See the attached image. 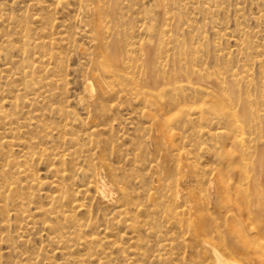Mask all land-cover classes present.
<instances>
[{"label":"rangeland","instance_id":"obj_1","mask_svg":"<svg viewBox=\"0 0 264 264\" xmlns=\"http://www.w3.org/2000/svg\"><path fill=\"white\" fill-rule=\"evenodd\" d=\"M135 1H137V2H135ZM161 1H162L161 4H163L161 6L162 9H161V7L157 6L158 5L157 0H131V1H126V2H124V3H126V6L123 3V10L124 11L122 10V15L123 14L124 15L121 18L122 22L120 21L118 24H114V23L109 21V25L112 24L111 25V31L116 30L118 32V30H119L120 36L117 35L115 37V39L112 42V47H113V43H115V41H116L115 44H117L118 39H119L121 46L123 47L122 48V50H123L122 60H124V61H122V64H123V66H126V69H125L126 71H124L126 73L125 77H127V76L133 77L134 76V78L137 79V81H136L137 86L136 87H138V89L140 91H141V86L143 87L142 92L144 90L149 91V88L147 86H144V82H143L142 78L141 79L139 78L140 77L139 73L134 70L132 64L135 62V60L139 59V56L142 59L144 57L145 49L150 47V44L147 41L149 40V38L151 36L145 39V38L139 36L138 32H136L138 29H141L144 27H146V31L148 33L156 34V35H154L155 37L152 39V41H154V42L151 45V49H153L157 55L158 54L160 55V57L157 56V59L159 58L158 60H161L162 63H164L165 61H168L170 63V65H172L173 62H177L179 60V58H182L183 59V61H182L183 65L186 66L188 64V66H190V67L193 66L197 70H201L203 73H209L210 72L211 76H216V74L222 73V76L227 75V77H228L231 75L230 72H231V70H233V68H234V70H236L238 72L237 76L230 77L231 80H228L230 78H227V82L220 83L221 85L219 83H214V82H211V84H209L211 89L212 88L214 89V87L216 89L215 91L213 90L214 94H215L214 97H212V96L210 97L208 95L194 94V93H192L191 90H188L185 92L184 98H175V99H177V102H181L183 105L182 108H180V110L173 109V108H172L173 109L172 110L170 107H166L169 109V111H170L169 113L172 115V117H176V119L179 121V122H177V124H174L172 126V132L175 133L176 137L179 139V140H176L175 144L178 145V148L181 146H184V149L189 152V156L186 159L187 161L185 160V162L187 164L189 163L188 164L189 170L187 169V170H185V172H184V170H182V168H180L182 161L180 162L178 157L175 156V153L170 150V148L167 145V140L166 141L164 140L161 143V145L158 146L161 151H163V150L167 151L168 158L166 161L161 162L160 157L158 158L156 155L152 156L148 152L146 139L149 136L150 130L146 127H149L150 125H149L147 118H144L141 116L142 115L141 113L144 109V105H143L144 104L143 103L144 97H143L142 93H138L136 96H133V97L129 96L128 92H129L130 87L132 86L131 84H130V87L126 88L127 89L126 94H125V92H122L121 88H119L121 86H119L118 83L125 84V83L129 82L125 79H122L121 80L122 82L117 81V80H115V81H112L109 79L106 80V82H107L106 85H108L107 87L108 88L110 87V89H109L110 95L108 96L107 101H106V105L108 108L106 111L107 115L106 116L102 115V119H100L99 123H98V124H101L98 127H100V128L103 127L104 132L102 131L101 134H99V136L91 137L88 135L90 132V129L86 125L81 124L80 122H72L71 117H70L71 111H73L75 113V115H77L83 121L86 120V118H87V110L83 109V108H85V106L81 105V107H80V104L78 102H80L81 99H85V95H84L85 93L84 92L86 91V87H85V84L83 81H84V77L87 74L86 71L88 69L86 64L88 63V59L91 57V54L94 53L93 45L97 43V41H93L94 37H92L93 35L91 33L90 27L86 26V18H85L86 15L80 14V9H79L80 8V6H79L80 0H61V1L60 0H0V78L2 76V78L0 80V106H3L2 109L5 110V112L8 114V116L10 115L9 117H5V118H2L0 116V129L3 128L2 130H0V132L2 133V136L4 135V140L10 139V140H12V144H13V147L9 150L7 149L5 154H0V181H1L0 182V184H1L0 188L3 187L1 189L2 191H4L3 196L8 195V197H6V198H3L2 195L0 196V238L3 237L2 242L0 243V258H2V259H0V264H12V263L13 264H16V263L17 264H25L24 263L25 261L24 260L22 261L23 257L24 258L25 257L35 258V261H37V264H53V263L54 264H58V263L62 264L64 262H66L67 259H68V261H77V260L85 258V257H92L91 258L92 264H97V260L100 261L101 259L103 261H107L108 262L107 264H111L112 260H113L112 264H135L137 262H138L137 264H196V263L197 264H210L212 262V257H214L211 247L213 246V244L216 245L217 243L218 244L215 247L220 248L225 256L228 255L229 258H231L232 260L234 259L238 263L240 262V264H244V263L250 264V261L253 260L252 262H255L254 260H256V259H257L256 262L251 263V264H263V262H264V247H263L264 246V228H263L264 227V209H262V208H264V204H263L264 203V187H263L264 186V175H263L264 173L262 174L263 170L261 171V173L260 172L257 173V169L254 170L253 165L255 164L254 163L255 160L257 161V160H259V158H264V151L261 150V148L264 149V141H263L264 140V138H263L264 137V99H263L264 97L262 96V95H264V65H263L264 64V18H262V17H264V13H263V11H264L263 10L264 0H262V1L261 0H192V1L191 0H185L183 3H181L180 1H176V0H161ZM39 2H41V3H39ZM69 2H71V3L69 4ZM76 2H77V4H76ZM172 2H174L173 3L174 8H172L173 6L170 7V5H172L171 4ZM226 2H227V4H226ZM43 3L46 5H44ZM222 3H223V5H222ZM41 4H43V5H41ZM152 5H153V7H152ZM222 6H224V7H222ZM169 7L172 9H170ZM200 7L201 8L204 7L202 9V11H201ZM205 7H206L207 11H206ZM220 7H222V8H220ZM139 8H141L142 10L140 9V11H139ZM217 9H219V11ZM69 10H72V12ZM169 10H172L173 12L169 11ZM178 10H180V12ZM159 11H161V12H159ZM214 11H216V12H214ZM126 12H127V14H126ZM170 13H171V15H170ZM172 13H173V16H172ZM180 13H183V14H181L182 16L180 15ZM18 17H21V18H19L20 20L18 19ZM178 17H181L182 20L179 21ZM39 18H41V19H39ZM49 18L52 20H49ZM17 20H19V21H17ZM130 20H131V22H130ZM172 20H173V22H172ZM53 21L55 22V24L53 23ZM193 21H195V22H193ZM63 22L65 23V25L62 24ZM172 23H173V25H172ZM185 23H187V24H185ZM12 24L14 26H12ZM134 24H135V26H134ZM182 25H184L183 26L184 28L182 27ZM44 26H45V28H44ZM189 26H191V27H189ZM192 27H194L193 30H191ZM51 28H53V29H51ZM115 28H117L118 30ZM43 29H45V31ZM107 31L108 30L104 31V35H105L104 37H107V38L109 37L108 39H111L112 35L109 36L111 33H110V31L107 33ZM116 31H115V33H117ZM120 31L122 34L120 33ZM219 31H220V33H219ZM165 32H166V34H165ZM200 32H201V34H199ZM240 32H241V34H240ZM42 33H45V34L43 35ZM105 33H107V34H105ZM163 33H164V36H163ZM169 34H171V35H169ZM219 34H220V36H219ZM45 35H47V36H45ZM48 35H49V37H48ZM229 35H231V36H229ZM64 36L66 38H64ZM169 36L171 37V39ZM221 36H222V38H220ZM122 37H124V38H122ZM232 37H233V39H231ZM54 40H55V42H54ZM162 40H163V42L166 41L167 43L164 42L163 43L164 45H163L161 42ZM31 41H33V42H31ZM52 41L54 44L52 43ZM240 41H242V43ZM59 42H61V43H59ZM63 42L65 44H63V46H62ZM170 42H172V43H170ZM29 43L31 46H29ZM126 43H131V46L134 47L133 52H129L127 54L124 51L125 49H129L131 47L130 46L129 48L128 47L125 48ZM44 44H46V45L44 46ZM166 44H168V45H166ZM259 44H261V45H259ZM48 45H49V47H48ZM56 45H57V48H56ZM155 46H158V47H155ZM235 46L239 47V48H236ZM257 46H259V48ZM183 47H184V49H183ZM185 48H186V50H185ZM88 49H90V50H88ZM218 49L219 50L223 49V50L221 52V51H218ZM238 49L244 50V51L242 53H240L241 51H239ZM86 50H88V51H86ZM119 50H120V48H119ZM138 50H139V52H138ZM231 50H233V51L236 50V51L232 53ZM257 50H258V53H257ZM176 51H177V53L175 54ZM185 51H186V53H184ZM49 52L52 56V59L50 60L51 62L49 64H47V62L45 60H47V58L49 57L47 55V54H49ZM162 52H164V53H162ZM215 52H217L221 56L217 55V53H215ZM226 52H228V53L225 54ZM34 53H36V54H34ZM141 53H143V55ZM187 53H189L190 55ZM183 54H185V55H183ZM203 54H206V55H203ZM214 54L216 56L215 58H214ZM232 54H233L234 58L231 57ZM246 54H247V56H246ZM196 55L199 57H197ZM202 55L207 56L208 58L205 59V57H203L204 59H202ZM239 55H241V56H239ZM258 55L260 56V58ZM187 56H188V58H187ZM226 56L228 58V62L226 61L227 59L225 60ZM236 56H237V58H236ZM196 58H197V61H196ZM34 59H36V60H34ZM238 59H240V60H238ZM38 60L39 61L43 60V62H46L47 65L40 63ZM188 60H189V62H188ZM215 60H218V61L215 62ZM128 61H130V62H128ZM6 62L12 63V64H10V66H13L12 67L13 69L11 71H4L5 70L4 64ZM53 62H54V64H53ZM217 62L219 63V65ZM21 63H23V64H21ZM30 63H34V67L29 68ZM129 63L131 65H129ZM223 63L224 64L226 63V64L224 65ZM81 65L84 66L85 68H83ZM127 65H129V66H127ZM227 65H230V67L228 66V68H226ZM231 65H233V67ZM213 66H214V68H213ZM235 66H237V68ZM256 66H258V67H256ZM261 66H263V67H261ZM62 67H63V69H62ZM231 67H232V69H230ZM247 67H248V69L246 70ZM251 67L252 68L254 67V68L252 69ZM22 68H24V69H22ZM44 68H46V69L48 68V71ZM165 68H168V66H166ZM240 68L243 69L241 72L239 71V70H241ZM205 70H207V71L205 72ZM29 71L32 72V75H31V72H29ZM56 71H57V73H56ZM262 72H263V74H262ZM52 73L55 75H53ZM58 73H59V76H58ZM46 75L48 76V78H46ZM137 76H139V77H137ZM201 76H203V75H201ZM191 77L192 78H190V80L192 79V81H194V82L199 81V83H201L203 81L202 80L203 77L202 78L198 77L199 78L198 79L195 75L193 77V74H191ZM193 78H194V80H193ZM185 80L186 79L184 77H182L180 79V83H183ZM232 80L234 81V83ZM240 80H241V82H240ZM247 80H248V83H247ZM7 81H9V82H7ZM52 81H54V82H52ZM56 81H58V82H56ZM59 81L64 82V84H61ZM237 81H239V82L237 83ZM24 82H25V84H24ZM31 82H32V84H31ZM55 82L58 84V85H55L56 87L54 86ZM13 83H14V85H13ZM35 83H37V84H35ZM186 83L187 82L185 81V84ZM66 84H68V85H66ZM217 84L222 87V92H224L226 90L227 93H226V96L224 98H223V96L221 98L219 95H217L218 94L217 91L221 90V88ZM51 85L53 86V88ZM224 86L227 87V89H225ZM230 87H233L234 91H231ZM43 88H45V89L42 90ZM61 88L64 90H62ZM116 88H118V89H116ZM218 89H220V90H218ZM228 89L230 90V92ZM110 90H112V91H110ZM59 91H60V94H62L63 96L58 94ZM42 92H44V93H42ZM64 92L65 93L67 92L66 95ZM150 92H153V91H150ZM114 93H115V95H113ZM48 94H49V96H48ZM165 94L167 97L174 96V94L171 91H169V89ZM229 94H231V95H229ZM36 95H37V97H36ZM41 95L42 96L44 95L45 97L44 96L42 97ZM51 95H53V96H51ZM237 95H239V97H240L239 103H238V100H235ZM231 96H232V98L230 99ZM23 98L25 100H22ZM35 98H36V102L34 100ZM221 99H222V102H220ZM225 99L228 102V104H227V102H225ZM15 100H16V104L19 105L18 107L11 105V102L15 101ZM126 100L129 102L127 103ZM132 100H133V102H136V103H132ZM55 101H57V102H55ZM122 101H124V102L122 103ZM206 101H207V103H206ZM37 102H39V103H37ZM53 102H55V103H53ZM130 102H131V104H130ZM242 102H245L247 104V107H248L247 116H245L244 111L241 107ZM6 103L9 105H7ZM50 103H51V105L52 104L53 105L51 106ZM57 103L58 104L61 103V105L60 104L58 105ZM188 103H190V104H188ZM198 103H201L205 107L204 112H203V116H204L203 118H200L199 114H198L199 111L197 109H194V105H198ZM115 104H117V105L115 106ZM233 104H234V106H233ZM31 105H33V106H31ZM109 105H111V106L109 107ZM119 105L120 106L122 105V106L120 107ZM210 105H212V106L210 107ZM6 106H8V107H6ZM49 107L50 108L53 107V108H51V110H50ZM128 107H129V109H128ZM234 107H236L238 109H235ZM43 108H44V110H43ZM59 108H60V111L59 110L57 111V109H59ZM65 109H66V111H65ZM112 109H114V110H112ZM184 109H186V111L182 112L181 110H184ZM232 109L234 110V112L235 111L236 112L234 113ZM239 109L241 110L240 112H239ZM49 111H51V112H49ZM117 111L119 112V114L117 113ZM172 111H174V112H172ZM257 112H258V114H257ZM12 113H13V115H12ZM46 114H49V115H46ZM64 114H65V116H64ZM236 114L238 117L235 116ZM250 114H251V116H249ZM59 115H60V117H59ZM137 115H138V117H137ZM258 115H260V116H258ZM31 116L33 119L31 118ZM130 116H132L133 118ZM47 117L49 118L48 120H47ZM56 117H57L58 121H57ZM183 117H186L185 121H184ZM27 118H29L30 120ZM65 118H66V120H65ZM108 118L110 119V121ZM38 119H39V121H38ZM51 119H53V120H51ZM215 119H216V121H215ZM250 119H252L253 121ZM258 119L259 120L261 119L260 120L261 123ZM26 120H28V121H26ZM62 120H64V121H62ZM114 120H115V123H112V122H114ZM213 120H214V122H213ZM238 120H241V121H238ZM247 120L249 123L246 122ZM19 121H20V123H19ZM37 121L39 124L37 123ZM232 121H236V123L239 124L237 127H235V126L233 127V129H235L234 132H231V130H230L231 129L230 123ZM254 121H257L258 124ZM8 122L10 124H8ZM27 122L29 124H27ZM57 122H59V123H57ZM63 122L65 123V127L62 126V125H64ZM180 122H182L183 124ZM137 123L139 124V126ZM202 123L204 125L203 127H202ZM4 124H7L8 126L6 125V127H5ZM33 124H35L36 126ZM59 124H61V125H59ZM28 125H29V127H27ZM46 125H48V126H46ZM56 125H59V127ZM192 125H193V127H192ZM223 125H226V126H223ZM255 125H256V127H255ZM33 126H35V127H33ZM111 126H112V128H111ZM257 126L258 127L260 126V127L258 128ZM38 127H40V128L38 129ZM52 127H54V128H52ZM4 128H6L5 131H3ZM56 128H57L58 133H56V131H55ZM58 128L61 129L62 131L61 130L59 131ZM210 128H211V131H210ZM224 128L227 129L226 132H228V135L217 134V132L220 131V129L222 130ZM12 129H15V130L17 129L16 131L14 130L16 132V134H15V132H13ZM216 129H217V132H216ZM51 130H54V133ZM77 130H79V131H77ZM182 130L184 131V133ZM195 131H197L198 134H196L197 132H195ZM5 132H6V134H4ZM12 132L14 134H12ZM45 132L48 133L49 135L46 134ZM245 132H246V134H245ZM52 133L56 134V137H55V135H52ZM61 133H63V134H61ZM10 134L12 136H14V135L15 136L12 137ZM39 134H41V136ZM42 134H43V136L44 135L45 136L43 137ZM60 134H61V136H59ZM166 134L169 135L168 133H166ZM51 135H52V138H50ZM57 135H58V137H57ZM71 136H73V137L75 136L74 138L76 139L75 140L76 142L69 140V138H71ZM108 136H110V137H108ZM240 136L243 138L245 137L242 145H240L237 141V139L240 138ZM15 137L17 139H14ZM83 137H85V138H83ZM232 137H233V139H232ZM44 138L47 140L45 141ZM246 138H247V140H246ZM252 138H254V139H252ZM32 139H34V140H32ZM79 139H80V141H79ZM82 139L84 142L82 141ZM86 139H88V140H86ZM216 139H217V142H216ZM261 139H262V141H261ZM90 140H91V142H90ZM232 140H234V141H232ZM39 141H41L42 144L44 143L43 144L44 147L41 143H39ZM227 141H229L230 144L227 143ZM0 142H1V139H0ZM45 142H46V144H45ZM47 142H50V143H47ZM64 142H65V144H64ZM81 142L83 143V148H82ZM99 142H101V143H99ZM198 142H200V143H198ZM233 142H236V144H234ZM256 142H257V145L259 144L258 146L256 145ZM73 143H75V145ZM89 143H90V145H89ZM112 143H114V144H112ZM232 143L234 145H232ZM37 144H38V147H37ZM48 144H51L50 146H52V147L54 146L56 148L53 147L54 149L51 151L52 147L49 146L50 147V149H49ZM61 144L63 147V151H62ZM69 144H72V145H69ZM77 144L78 145L80 144V145L78 146ZM199 144L201 145V147L199 146ZM95 145L100 146V147H97L95 149V147H96ZM230 145H232V146H230ZM247 145H249V146H247ZM35 146H36V148H35ZM74 147H75V149H72ZM198 147H199V150H198ZM244 147H245V149H244ZM41 148H42V150H41ZM227 148H229V149H227ZM241 148H243V149H241ZM246 148L248 151H246ZM43 149H44V151H43ZM239 149H240V151L244 150L243 152H241L242 162H243L242 164H244V166L246 168H248L247 171H248L250 178L244 177L242 175L238 176L239 174L237 171H232L230 169L232 164L229 163V161L225 160V157L227 155H232V154L237 155L238 153L240 154ZM250 149H252V150H250ZM24 150L26 151L25 153H24ZM30 150H32V151H30ZM38 150H40V151H38ZM75 150H77V153ZM137 150H138V152H136ZM226 150H228V151H226ZM249 150L252 152H250ZM8 151H10V152H8ZM34 151H36V152H34ZM197 152H198V154H197ZM249 152H250V154H248ZM28 153H30V155ZM111 153H112V155H111ZM6 154H8L10 157L11 156L12 157L11 158L8 156L6 157ZM196 154L198 155L197 157H198L199 161H197V159H196L197 157L194 156ZM40 155H41V157H40ZM101 155H104L103 160L107 166V169H111L115 173L117 181L119 182V184L121 186L127 188V192L129 191L128 194L131 196L130 197L127 194L128 198L129 197L130 198H129L128 204L127 203H125V204L127 205L126 209L129 211L127 212V210H126V214H122V216L108 212L107 210L98 211L96 208H93V212H90L89 210L86 211V209H82L83 210L82 211L79 208H77L78 207L77 205L80 202H85V204L88 206L92 204V201H93L92 197L94 195L93 188L90 187V191L87 193H81V192H78V190L82 189L83 187L88 185L89 181L91 180L90 172L88 171V168H90L92 163L96 162V160L98 159V156H101ZM108 155L110 158H108ZM59 156H60V158H59ZM111 157H112V159H111ZM133 157L135 158V160ZM57 158H59V160ZM176 158H177V160H176ZM3 159H4V161H2ZM110 159H111V162H110ZM172 159H175V160H172ZM31 160H33V161H31ZM125 160H127V161H125ZM261 160H264V159H261ZM141 161H143V162H141ZM174 161H177V162L175 163ZM230 161L232 162V160H230ZM155 162L160 163V166L158 169L160 171L157 174L153 175V174H151V172L149 170V165L151 163H155ZM17 163L19 166L17 165ZM173 163H174V165H173ZM228 163L231 166L226 165ZM176 164H177V166H175ZM16 165H17V167H16ZM20 166H22V167H20ZM2 167H3V169H1ZM49 167H50L51 171L49 170ZM167 167H169L170 169L171 168L174 169V171L171 170L169 172ZM256 167H257V165H256ZM178 168H179V170H178ZM197 169H199V170H197ZM3 170L9 171L10 174L7 173L4 176H2L1 171H3ZM145 170H146V172H145ZM147 170H149V171H147ZM206 170H207V172H206ZM28 171H29V173H28ZM61 171H63V172L61 173ZM74 171H77V172H74ZM203 171H205V172H203ZM173 172H174V174H173ZM75 173L76 174L79 173L80 175L79 174L76 175ZM129 173H130V175H129ZM216 173H221V175L223 176L221 181L225 185V188L222 189L221 191H219V193L218 192L216 193L214 191V189L212 190V193H210L209 181ZM63 174H65V175L63 176ZM127 174L129 175L128 177H126ZM172 174L174 175L173 177H172ZM190 174H192V175H190ZM18 175H20V176H18ZM21 175H23V176H21ZM163 175H164V177H163ZM182 175L187 176V180ZM204 175H206V177ZM139 176H140V178H139ZM144 176H146V177H144ZM153 176H154V178H153ZM18 177H20V178H18ZM22 177H24V178H22ZM62 177H63V179H62ZM157 177L159 178V181H160V183H158V184L156 182H153V180L157 179ZM170 177H172V178L169 179ZM209 177H210V179H209ZM143 178H145V179H143ZM146 178H147L148 182L150 181L149 183H147ZM260 178H263V179H260ZM128 179L130 181L133 179V181L130 182ZM175 179H177V180H175ZM18 180H20L19 181L20 183L18 182ZM195 180H196V182H195ZM5 181L7 183V186L5 185ZM65 181L67 182L68 185L66 184ZM164 181H166V183L168 185ZM173 181H176V183H174ZM135 182H136V184H135ZM10 184H13L12 185L13 188L11 190H10V187H8V185H10ZM147 184H149V185L152 184V185L150 187H147V186H149ZM206 184H208V185L206 186ZM251 184H252V186H251ZM226 185H227V187H226ZM17 186L19 187V189ZM60 186H62V187H60ZM231 186L233 187V190H231L232 189ZM20 187H22V191H24L23 193H22V191H20L21 190ZM63 188H65V189H63ZM141 188H143V189H141ZM165 188H167V189H165ZM178 188H182V189L184 188V192L177 195L174 192V189L176 191ZM198 188L202 189V193H201V190H199ZM150 189H152V190H150ZM157 189H158V191H157ZM203 189H205V190L203 191ZM227 189H228V191H227ZM9 190H10V192H9ZM61 190H63L64 193H62L63 191L61 192ZM27 191H29V192H27ZM74 191H75V195H74ZM76 191H77V193H76ZM203 192H205V193H203ZM174 193H175V195H174ZM60 194H61V196H60ZM62 194H63V196H62ZM217 194H219V195H217ZM30 195H32V196H30ZM55 195H58L61 197V199H60L61 201L58 202L57 206H60L64 210L72 209L70 214L74 215V217L81 222L92 223L94 225L95 229L98 230L96 232H99L100 234H102L104 227L107 226L105 228L108 229L107 236H108V240L110 241V243L106 244V245L103 244V246L102 245H96V244H91L92 246L89 245V246H85V247L73 246L71 248L72 253L70 254V249H69V251L63 250L61 248H56L55 246L51 245L49 243L48 236H47L48 231L45 228L40 226L41 228L38 227L37 230H34L33 234L31 233V234H29L28 237H25L27 240L25 242V244H23V245L16 244V242L19 240L18 235H21L23 233V230H26L25 227H27L29 224L27 222H30V221H33V222L39 221L40 222V221L45 220V219H50V220L55 222V220H56L55 215L50 216V215H45L44 213H40V214L35 213V210L33 209L36 206H44V207L48 208L50 206L51 196H55ZM135 195H136V197H138V196L139 197L136 198ZM166 195H169L168 198ZM182 196H183V198H182ZM260 197H261V199H260ZM132 198L134 200L136 199V201L132 200ZM223 198L225 200H222ZM24 199H26L28 202L25 201ZM130 199H131V201H130ZM143 199L145 200L144 202H143ZM173 199H176V200L174 201ZM254 199H256V200H254ZM194 200H195V202H194ZM197 200H198V202H197ZM203 200H204V202H203ZM221 200H222V202H221ZM231 200H232L233 204L231 203ZM169 201H170V203H169ZM21 202L26 203V205L24 204L23 208H20V206L22 207V205H23ZM30 202H32V203H30ZM135 202H137L138 204L137 203L134 204ZM186 202H188V203H186ZM214 202H215V204H214ZM253 202H255V203H253ZM147 203H148V205L149 204L150 205L148 206ZM163 204H165L166 207ZM195 204L197 206H199V205L200 206L196 207ZM254 204H256L255 207H254ZM128 205L130 207H128ZM190 206L193 207V209ZM233 206H234V208H233ZM260 206H261V208H260ZM95 207H96V205H95ZM171 207H173L175 210H173V208H171ZM176 207L178 210L176 209ZM188 207H189V209L190 208L191 209L189 210ZM30 208H31V211H29ZM162 208H163V210H162ZM195 208H196V210H195ZM202 208H203V210H202ZM235 208H236V210H235ZM148 209H151V211ZM185 209L187 210L186 212H184ZM255 209L256 210L259 209V212L256 211ZM189 211H190V213L191 212L192 213L189 214ZM206 211L208 212V217H207ZM237 211L239 214L237 213ZM261 211H262V213H261ZM150 212H152V213H150ZM168 212H169V214H168ZM109 213H111V214H109ZM195 213H197V214H195ZM242 213L243 214L245 213L244 214L245 217L243 216ZM94 214H96V215H94ZM149 214H151V215H149ZM17 215H18V217H17ZM170 215H172V216H170ZM183 215L185 217H182ZM190 215H191V217L189 218ZM159 216L161 218L158 219ZM170 218H171V220H170ZM202 218H204V219L207 218V220H206L207 226L205 225L206 223L200 225L199 222ZM143 220L144 221L146 220V221L144 222ZM158 220H160V223ZM133 221H134V223H133ZM173 222H175V223H173ZM126 223H128V225H126ZM145 223H147V224L145 225ZM197 224L200 226H196ZM5 225H8V227L6 228ZM19 225L22 228H19ZM176 225L178 226V228L176 227ZM190 225H191V227H190ZM244 226H245V229H244ZM126 227H127V229H126ZM142 227H143V230H142L143 232L141 231ZM168 227H169V229H168ZM199 227H201L202 229L201 228L199 229ZM246 227L249 229H252V230H249ZM170 228H172V229H170ZM206 228H208V229H206ZM209 228H210V230H209ZM175 229H177V230H175ZM194 229H196V230H194ZM154 230H155V232H154ZM158 230L160 231V233L159 232L158 233L161 235L156 233ZM172 230H174V231H172ZM207 230H209V231H207ZM179 231L181 232V234L179 233ZM59 232L61 234H65L64 236L72 237V236H70V230L67 227V225H63L61 227V229L59 230ZM119 232L121 235L119 234ZM164 232L165 233L168 232V235H167V233L164 234ZM198 232H200L202 234H199ZM221 232H222V234H220ZM249 232H251V233H249ZM255 232H257L258 235H257V233L255 234ZM237 233H238V235H237ZM117 234L119 237H117ZM178 234H180V235H178ZM247 234H248V236H247ZM13 235H15L16 239L14 238ZM154 235H156V236H154ZM184 235H186V236H184ZM192 235H193V237H192ZM177 236H180V238L178 239ZM254 236H255V238H254ZM196 237L198 239V242L196 241L197 239H195ZM232 237L235 239H233ZM119 238H121V239H119ZM192 238H194L195 240ZM137 240H139V241H137ZM233 240H235V241H233ZM239 240H241V241H239ZM192 241H193V243H192ZM208 241H209V244H208ZM217 241H220V242H217ZM228 241H230L232 244ZM236 241L239 245L236 243ZM157 242H158L159 246H158ZM223 242L225 244H223ZM13 243L15 246H17V248L14 249V253L12 252L13 248H14V245H12ZM181 243H184V245L186 247ZM211 243H212V245H211ZM95 245H96V247H95ZM240 246H242L243 248ZM167 247H169V248H167ZM183 247L185 248V250ZM81 248H82V250H81ZM101 248L104 249V251L108 252L107 254H109V256H107V254L101 253V251H100ZM224 248H225V251H224ZM245 248H246V252H245ZM56 249H58V250L55 253ZM93 249H94V251H93ZM121 249H123V250H121ZM155 249L157 251H155ZM206 249L208 250V252L209 251L210 252L208 253ZM194 250H195V252H194ZM135 251L137 253H135ZM206 252H207L208 256H206L207 255ZM237 252H240V253H237ZM80 254L83 256H80ZM87 254L88 255L91 254V255L87 256ZM102 254H103V257L101 256ZM187 254L189 255V257ZM200 254H202V255H200ZM241 254L243 255V257H241ZM39 255H40V257H39ZM69 255H71V256H69ZM153 255H154V257H153ZM191 255L193 257H195V255H196V257L192 258ZM238 255H240V257ZM53 256L56 258H54ZM140 256H141V258H140ZM72 257L74 260L72 259ZM104 257H109V259L107 258L108 260H106V258H104ZM203 258H204V260H202ZM247 258L250 261L246 260ZM138 259H140V260L142 259V260L140 261ZM60 260H63V261H60ZM53 261H55V262L57 261V263H55ZM145 261H147V262H145ZM182 261H184V263Z\"/></svg>","mask_w":264,"mask_h":264},{"label":"bare ground","instance_id":"obj_2","mask_svg":"<svg viewBox=\"0 0 264 264\" xmlns=\"http://www.w3.org/2000/svg\"><path fill=\"white\" fill-rule=\"evenodd\" d=\"M61 1V0H60ZM126 1H131V0H126ZM125 0H80V2H79V6H80V14H82V15H86L85 16V18H86V26H88V27H90V30H91V33H92V37H94V40L93 41H97V43L96 44H94L93 45V48H94V53L93 54H91V57L88 59V63L86 64L87 65V74H86V76L84 77V84H85V87H86V91L84 92L85 94V99H81L80 100V102H78L79 104H80V107H81V105H83V106H85V108H83V109H86L87 110V118H86V120H82L81 118H79L77 115H75V113L73 112V111H71L70 112V117H71V120H72V122H80L81 124H84V125H86L89 129H90V132H89V136H91V137H96V136H99V134H101V132L104 130L103 129V127L102 128H100V127H98L99 125H101V124H98L99 123V120L100 119H102V115H107L106 114V111H107V105H106V101H107V98H108V96L110 95V92H109V89H110V87L108 88L107 86L108 85H106L107 84V82H106V80L107 79H109V80H112V81H115V80H117V81H121L122 79H125V80H127V81H129V82H127V83H125V84H122V83H118V85L119 86H121V87H119V88H121V91L122 92H125V94L127 93V89L126 88H128V87H130V84L132 85L131 87H130V89H129V92H128V95L129 96H131V97H133V96H136L138 93H142L143 94V97H144V109H143V111H142V117H144V118H147V120H148V122H149V127H146V128H148L149 130H150V132H149V136L147 137V139H146V144H147V150H148V152L153 156V155H156L158 158L160 157V159H161V162H164V161H166L167 160V158H168V155H167V151L166 150H163V151H161L160 150V148L158 147L159 145H161V143L165 140H167V145H168V147L170 148V150L171 151H173L174 153H175V156H177L178 157V159L180 160V162H181V167L180 168H182V170H184V172H185V170H187L188 169V164L185 162V160L188 158V156H189V152L187 151V150H185L184 149V146H181V147H179L178 148V145L177 144H175V142H176V140H179L177 137H176V134L175 133H173L172 132V126L174 125V124H177V122H179L177 119H176V117H172V115L169 113L170 111H169V109L168 108H166V107H170L171 109L173 108V109H178V110H180V108H182V103L181 102H177V99H175V98H184V96H185V92L186 91H188V90H191L192 91V93H194V94H198V95H208V96H212V97H214V91L216 90L215 89V87H214V89L212 88L211 89V87L209 86V84H211V82H214V83H224V82H227V78H230V77H235V76H237L238 75V72L236 71V70H234V68H233V70H231V75L230 76H228L227 77V75H225V76H222V73H219V74H216V76H211V73L209 72V73H203L201 70H197L195 67H193V66H188V64L185 66V65H183L182 64V61H183V59L182 58H179V60L177 61V62H173L172 63V65H170V63L168 62V61H165L164 63H162L161 62V60H158L157 59V56H159L160 57V55L158 54H156L155 53V51L153 50V49H151V45L153 44V42L154 41H152V39L155 37L154 35H156V34H154V33H152V34H150V33H148L147 31H146V27H144V28H141V29H138L136 32H138V34H139V36H141V37H143V38H148V37H150L149 38V40L147 41L149 44H150V47L149 48H146L145 49V53H144V57L141 59L140 58V56H139V59L138 60H135V62L132 64V66H133V68H134V70L136 71V72H138L139 73V76H137V77H139L140 79L142 78V80H143V82H144V86H147L148 88H149V91H147V90H144L143 92H142V89H143V87L141 86V91L138 89V87H136L137 86V79H135L134 78V76L132 77V76H127V77H125V75H126V73L124 72V71H126L125 69H126V66H123V64H122V61H124V60H122V53H123V50H122V46H121V43H120V40L118 39V43L117 44H115L116 43V41H115V43H113V47L115 48H113L112 47V42H113V40L115 39V37L118 35V36H120L119 35V30L117 29V28H115V29H117L118 30V32L117 33H115V31H111V25L112 24H110L109 25V21L110 22H112V23H114V24H118L120 21H121V18H122V16L124 15H122V10H123V3L124 2H126ZM158 1V5L157 6H159V7H161L163 4H161V0H157ZM176 1H180L181 3H183L185 0H176ZM192 1V0H191ZM262 1V0H261ZM44 2V1H43ZM135 2H137V1H135ZM139 2V1H138ZM219 2V1H218ZM3 3V2H2ZM39 3H41V2H39ZM58 3V2H57ZM71 2H69V4H70ZM128 3V2H127ZM155 3V2H154ZM173 3L174 2H172L171 4L172 5H170V7L171 6H173ZM187 3V2H186ZM206 3V2H205ZM44 4V3H43ZM43 4H41V5H43ZM54 4V3H53ZM63 4V3H62ZM61 4V5H62ZM76 4H77V2H76ZM133 4V3H132ZM157 4V3H156ZM188 4V3H187ZM226 4H227V2H226ZM238 4V3H237ZM44 5H46V4H44ZM124 5L126 6V3H124ZM136 5V4H135ZM175 5V4H174ZM221 5V4H220ZM222 5H223V3H222ZM3 6V5H2ZM128 6V5H127ZM225 6V5H224ZM224 6H222V7H224ZM243 6V5H242ZM45 7V6H44ZM152 7H153V5H152ZM169 7V8H170ZM222 7H220V8H222ZM127 8V7H126ZM172 8H174V6L172 7ZM172 8H170V9H172ZM179 8V7H178ZM201 8V7H200ZM204 8V7H203ZM203 8H201V11H202V9ZM211 8V7H210ZM140 9L141 8H139V11H140ZM161 9H162V7H161ZM180 9V8H179ZM184 9V8H183ZM193 9V8H192ZM205 9H206V7H205ZM204 9V10H205ZM77 10V9H76ZM128 10V9H127ZM138 10V9H137ZM142 10V9H141ZM146 10V9H145ZM160 10V9H159ZM216 10V9H215ZM218 11H219V9H217ZM263 10H264V7H263ZM69 11H71L72 12V10H69ZM124 11V10H123ZM132 11V10H131ZM138 11V12H139ZM151 11V10H150ZM169 11H172V10H169ZM179 12H180V10H178ZM186 11V10H185ZM206 11H207V9H206ZM143 12V11H142ZM145 12V11H144ZM159 12H161V11H159ZM168 12V11H167ZM173 12V11H172ZM214 12H216V11H214ZM261 12V11H260ZM146 13V12H145ZM188 13V12H187ZM211 13V12H210ZM263 13H264V11H263ZM126 14H127V12H126ZM134 14V13H133ZM140 14V13H139ZM167 14V13H166ZM165 14V15H166ZM169 14V13H168ZM181 14H183V13H180V15ZM143 15V14H142ZM146 15V14H145ZM155 15V14H154ZM159 15V14H158ZM162 15V14H161ZM164 15V16H165ZM170 15H171V13H170ZM260 15V14H259ZM3 16V15H2ZM19 16V15H18ZM49 16V15H48ZM131 16V15H130ZM141 16V15H140ZM172 16H173V13H172ZM182 16V15H181ZM184 16V15H183ZM214 16V15H213ZM46 17V16H45ZM51 17V16H50ZM77 17V16H76ZM142 17V16H141ZM140 17V18H141ZM162 17V16H161ZM166 17V16H165ZM19 18H21V17H18V19ZM135 18V17H134ZM172 18V17H171ZM183 18V17H182ZM262 18H264V17H262ZM39 19H41V18H39ZM152 19V18H151ZM169 19V18H168ZM6 20V19H5ZM20 20V19H19ZM19 20H17V21H19ZM46 20V19H45ZM49 20H52V19H50L49 18ZM48 20V21H49ZM125 20V19H124ZM178 20L180 21V20H182L181 19V17H178ZM185 20V19H184ZM9 21V20H8ZM127 21V20H126ZM167 21V20H166ZM122 22V21H121ZM128 22V21H127ZM130 22H131V20H130ZM144 22V21H143ZM172 22H173V20H172ZM193 22H195V21H193ZM2 23V22H1ZM16 23V22H15ZM53 23L55 24V22L53 21ZM69 23V22H68ZM184 23V22H183ZM23 24V23H22ZM29 24V23H28ZM59 24V23H58ZM61 24V23H60ZM62 24H64L65 25V23L63 22ZM185 24H187V23H185ZM63 25V26H64ZM124 25V24H123ZM166 25V24H165ZM164 25V26H165ZM172 25H173V23H172ZM171 25V26H172ZM12 26H14L13 24H12ZM68 26V25H67ZM70 26V25H69ZM132 26V25H131ZM134 26H135V24H134ZM184 25H182V27H183ZM3 27V26H2ZM66 27V26H65ZM125 27V26H124ZM189 27H191V26H189ZM15 28V27H14ZM23 28V27H22ZM21 28V29H22ZM44 28H45V26H44ZM56 28V27H55ZM69 28V27H68ZM86 28V27H85ZM173 28V27H172ZM184 28V27H183ZM193 28L194 27H192V29L191 30H193ZM221 28V27H220ZM42 29V28H41ZM51 29H53V28H51ZM65 29V28H64ZM164 29V28H163ZM174 29V28H173ZM218 29V28H217ZM24 30V29H23ZM44 31H45V29H43ZM42 30V31H43ZM106 30H108L107 31V33L110 31V35L109 36H111V39H108L107 37H104L105 35H104V31H106ZM187 30V29H186ZM195 30V29H194ZM59 31V30H58ZM135 31V30H134ZM157 31V30H156ZM165 31V30H164ZM11 32V31H10ZM194 32V31H193ZM215 32V31H214ZM227 32V31H226ZM243 32V31H242ZM248 32V31H247ZM107 33H105V34H107ZM120 33H121V31H120ZM219 33H220V31H219ZM246 33V32H245ZM10 34V33H9ZM43 35L45 34V33H42ZM61 34V33H60ZM86 34V33H85ZM122 34V33H121ZM137 34V35H138ZM158 34V33H157ZM165 34H166V32H165ZM199 34H201V32L199 33ZM234 34V33H233ZM240 34H241V32H240ZM251 34V33H250ZM53 35V34H52ZM169 35H171V34H169ZM247 35V34H246ZM41 36V35H40ZM45 36H47V35H45ZM107 36V35H106ZM123 36V35H122ZM125 36V35H124ZM158 36V35H157ZM163 36H164V33H163ZM219 36H220V34H219ZM223 36V35H222ZM222 36L220 37V38H222ZM229 36H231V35H229ZM233 36V35H232ZM251 36V35H250ZM3 37V36H2ZM42 37V36H41ZM48 37H49V35H48ZM167 37V36H166ZM170 37V36H169ZM236 37V36H235ZM44 38V37H43ZM63 38V37H62ZM64 38H66L65 36H64ZM122 38H124V37H122ZM42 39V38H41ZM49 39V38H48ZM52 39V38H51ZM70 39V38H69ZM170 39H171V37H170ZM231 39H233V37L231 38ZM61 40V39H60ZM157 40V39H156ZM44 41V40H43ZM31 42H33V41H31ZM47 42V41H46ZM45 42V43H46ZM51 42V41H50ZM54 42H55V40H54ZM140 42V41H139ZM146 42V43H147ZM160 42V41H159ZM162 42V44L164 43V42H166V41H164L163 42V40L161 41ZM174 42V41H173ZM241 43H242V41H240ZM255 42V41H254ZM40 43V42H39ZM48 43V42H47ZM52 43H53V41H52ZM57 43V42H56ZM59 43H61V42H59ZM137 43V42H136ZM145 43V44H146ZM156 43V42H155ZM167 43V42H166ZM170 43H172V42H170ZM183 43V42H182ZM220 43V42H219ZM51 44V43H50ZM54 44V43H53ZM63 44H65L64 42L62 43V46H63ZM254 44V43H253ZM263 44V43H262ZM46 44H44V46H45ZM58 45V44H57ZM57 45H56V48H57ZM60 45V44H59ZM70 45V44H69ZM111 45V46H110ZM147 45V44H146ZM155 45V44H154ZM160 45V44H159ZM158 45V46H159ZM164 45V44H163ZM166 45H168V44H166ZM218 45V44H217ZM220 45V44H219ZM243 45V44H242ZM259 45H261V44H259ZM29 46H31L30 45V43H29ZM131 46V43H126V45H125V48L126 47H130ZM158 46H155V47H158ZM171 46V45H170ZM215 46V45H214ZM48 47H49V45H48ZM47 47V48H48ZM176 47V46H175ZM236 47V46H235ZM258 48H259V46H257ZM27 48V47H26ZM119 48H120V50H119ZM221 48V47H220ZM236 48H239V47H236ZM243 48V47H242ZM254 48V47H253ZM169 49V48H168ZM183 49H184V47H183ZM37 50V49H36ZM88 50H90V49H88ZM88 50H86V51H88ZM141 50V49H140ZM182 50V49H181ZM185 50H186V48H185ZM223 50V49H222ZM222 50H219L218 49V51H221L222 52ZM239 50V49H238ZM246 50V49H245ZM127 54L129 53V52H133L134 51V47L133 46H131L129 49H125L124 50ZM142 51V50H141ZM140 51V52H141ZM158 51V50H157ZM156 51V52H157ZM232 51V53L233 52H235V51H233V50H231ZM230 51V52H231ZM239 51H241L240 53H242L244 50H239ZM255 51V50H254ZM40 52V51H39ZM84 52V51H83ZM138 52H139V50H138ZM174 52V51H173ZM182 52V51H181ZM188 52V51H187ZM229 52V51H228ZM228 52H226L225 54H227ZM37 53V52H36ZM36 53H34V54H36ZM41 53V52H40ZM162 53H164V52H162ZM166 53V52H165ZM177 53V51L175 52V54ZM179 53V52H178ZM184 53H186V51L184 52ZM215 53H217V52H215ZM257 53H258V50H257ZM44 54V53H43ZM87 54V53H86ZM90 54V53H89ZM88 54V55H89ZM142 55H143V53H141ZM140 54V55H141ZM170 54V53H169ZM174 54V55H175ZM187 54H189V53H187ZM239 54V53H238ZM237 54V55H238ZM260 54V53H259ZM45 55V54H44ZM49 57L47 58V60H45L46 62H47V64H49L51 61V59H52V56H51V54H50V52H49V54H47ZM136 55V54H135ZM167 55V54H166ZM183 55H185V54H183ZM190 55V54H189ZM201 55V54H200ZM203 55H206V54H203ZM202 55V59H204L203 57H205V59L206 58H208L207 56H203ZM217 55H219L218 53H217ZM261 55V54H260ZM4 56V55H3ZM38 56V55H37ZM197 56V55H196ZM219 56H221V55H219ZM239 56H241V55H239ZM246 56H247V54H246ZM252 56V55H251ZM259 56V55H258ZM40 57V56H39ZM44 57V56H43ZM138 57V56H137ZM192 57V56H191ZM197 57H199V56H197ZM216 56H215V54H214V58H215ZM232 58H234L233 57V54H232V56H231ZM245 57V56H244ZM262 57V56H261ZM3 58V57H2ZM85 58V57H84ZM177 58V57H176ZM187 58H188V56H187ZM193 58V57H192ZM213 58V59H214ZM220 58V57H219ZM225 58V57H224ZM230 58V57H229ZM236 58H237V56H236ZM240 58V57H239ZM256 58V57H255ZM259 58H260V56H259ZM39 59V58H38ZM58 59V58H57ZM217 59V58H216ZM227 59V60H226ZM258 59V58H257ZM262 59V58H261ZM33 60V59H32ZM34 60H36V59H34ZM176 60V59H175ZM195 60V59H194ZM224 60V59H223ZM225 60L228 62V58H227V56H226V58H225ZM238 60H240V59H238ZM39 61V60H38ZM196 61H197V58H196ZM214 61V60H213ZM216 61H218V60H215V62ZM263 61V60H262ZM33 62V61H32ZM40 63H42V64H46V62H43V60H41V61H39ZM128 62H130V61H128ZM188 62H189V60H188ZM195 62V61H194ZM225 62V61H224ZM58 63V62H57ZM196 63V62H195ZM218 63V62H217ZM221 63V62H220ZM235 63V62H234ZM10 64H12L11 62H6L5 64H4V68H5V70L4 71H11L13 68V66H10ZM21 64H23V63H21ZM39 64V63H38ZM46 64V65H47ZM53 64H54V62H53ZM64 64V63H63ZM224 64V63H223ZM226 64V63H225ZM224 64V65H225ZM228 64V63H227ZM259 64V63H258ZM261 64V63H260ZM45 65V66H46ZM129 65H131L130 63H129ZM129 65H127V66H129ZM183 65V66H182ZM218 65H219V63H218ZM237 65V64H236ZM241 65V64H240ZM264 65V64H263ZM41 66V65H40ZM82 66V65H81ZM166 66H168V68H165ZM204 66V65H203ZM228 66L230 67V65H227V67L226 68H228ZM232 67H233V65H231ZM31 67H34V63H30L29 64V68H31ZM42 67V66H41ZM40 67V68H41ZM83 68H85L84 66H82ZM125 67V68H124ZM200 67V66H199ZM216 67V66H215ZM232 67L230 68V69H232ZM236 68H237V66H235ZM256 67H258V66H256ZM261 67H263V66H261ZM59 68V67H58ZM201 68V67H200ZM213 68H214V66H213ZM219 68V67H218ZM252 68V67H251ZM254 68V67H253ZM252 68V69H253ZM22 69H24V68H22ZM44 69H46V68H44ZM54 69V68H53ZM62 69H63V67H62ZM204 69V68H203ZM241 69V68H240ZM248 69V67L246 68V70ZM261 69V68H260ZM26 70V69H25ZM31 70V69H30ZM47 71H48V68L46 69ZM57 70V69H56ZM212 70V69H211ZM228 70V69H227ZM238 70V69H237ZM243 69H241V70H239L240 72L242 71ZM55 71V70H54ZM207 70H205V72H206ZM221 71V70H220ZM29 72H31V71H29ZM63 72V71H62ZM239 72V73H240ZM12 73V72H11ZM17 73V72H16ZM19 73V72H18ZM22 73V72H21ZM42 73V72H41ZM47 73V72H46ZM56 73H57V71H56ZM128 73V72H127ZM130 73V72H129ZM2 74V73H1ZM14 74V73H13ZM12 74V75H13ZM44 74V73H43ZM53 74V73H52ZM191 74H193V77H194V75L198 78H202L203 77V81L201 82V83H199V81L198 82H194V81H192V79L190 80V78H192L191 77ZM262 74H263V72H262ZM31 75H32V72H31ZM53 75H55V74H53ZM61 75V74H60ZM133 75V74H132ZM201 75H203V76H201ZM51 76V75H50ZM58 76H59V73H58ZM252 76V75H251ZM12 77V76H11ZM10 77V78H11ZM31 77V76H30ZM40 77V76H39ZM182 77H184L186 80V84H185V81L183 82V83H180V79L182 78ZM249 77V76H248ZM1 78H2V76H1ZM1 78H0V80H1ZM6 78V77H5ZM46 78H48V76L46 75ZM54 78V77H53ZM138 78V79H139ZM198 78V79H199ZM52 79V78H51ZM233 79V78H232ZM7 80V79H6ZM54 80V79H53ZM193 80H194V78H193ZM228 80H231V78L230 79H228ZM237 80V79H236ZM61 81V80H60ZM59 81V82H60ZM124 81V80H123ZM197 81V80H196ZM201 81V80H200ZM233 81V80H232ZM243 81V80H242ZM7 82H9V81H7ZM22 82V81H21ZM47 82V81H46ZM45 82V83H46ZM52 82H54V81H52ZM56 82H58V81H56ZM55 82V83H56ZM122 82V81H121ZM239 81H237V83H238ZM240 82H241V80H240ZM15 83V82H14ZM14 83H13V85H14ZM51 83V82H50ZM54 83V86L55 85H58L57 83L55 84ZM61 84H64V82H60ZM66 83V82H65ZM232 83V82H231ZM233 83H234V81H233ZM247 83H248V80H247ZM6 84V83H5ZM24 84H25V82H24ZM31 84H32V82H31ZM35 84H37V83H35ZM60 85V84H59ZM66 85H68V84H66ZM218 85V84H217ZM221 85V84H220ZM252 85V84H251ZM259 85V84H258ZM17 86V85H16ZM52 86V85H51ZM116 86V85H115ZM212 86V85H211ZM219 86V85H218ZM249 86V85H248ZM36 87V86H35ZM45 87V86H44ZM56 87V86H55ZM62 87V86H61ZM114 87V86H113ZM220 88H221V90L220 89H218V90H220V91H217L218 92V94L217 95H219L221 98H222V96H223V98L226 96V90L224 91V92H222V87L221 86H219ZM218 87V88H219ZM225 87V86H224ZM251 87V86H250ZM39 88V87H38ZM52 88H53V86H52ZM64 88V87H63ZM258 88V87H257ZM28 89V88H27ZM45 88H43L42 90H44ZM48 89V88H47ZM62 89V88H61ZM116 89H118V88H116ZM168 89H169V91H171L173 94H174V96H169V97H167L166 96V92L168 91ZM225 89H227V87H225ZM263 89V88H262ZM261 89V90H262ZM49 90V89H48ZM56 90V89H55ZM62 90H64V89H62ZM214 90V91H213ZM224 90V89H223ZM229 90V89H228ZM230 90L231 91H234V88L233 87H230ZM230 90H229V92H230ZM249 90V89H248ZM32 91V90H31ZM53 91V90H52ZM51 91V92H52ZM61 91V90H60ZM60 91L58 92V94H60ZM110 91H112V90H110ZM150 91H153V92H150ZM237 91V90H236ZM41 92V91H40ZM46 92V91H45ZM55 92V91H54ZM53 92V93H54ZM42 93H44V92H42ZM65 93V92H64ZM67 93V92H66ZM66 93H65V95H66ZM112 93V92H111ZM124 94V95H125ZM55 95V94H54ZM60 95H62V94H60ZM113 95H115V93L113 94ZM229 95H231V94H229ZM236 95V94H235ZM262 95V94H261ZM260 95V96H261ZM42 96V95H41ZM44 96V95H43ZM42 96V97H43ZM48 96H49V94H48ZM47 96V97H48ZM51 96H53V95H51ZM59 96V95H58ZM63 96V95H62ZM123 96V95H122ZM252 96V95H251ZM263 97H264V95H262ZM29 97V96H28ZM32 97V96H31ZM34 97V96H33ZM36 97H37V95H36ZM45 97V96H44ZM67 97V96H66ZM217 97V96H216ZM9 98V97H8ZM26 98V97H25ZM54 98V97H53ZM110 98V97H109ZM114 98V97H113ZM119 98V97H118ZM138 98V97H137ZM195 98V97H194ZM232 98V96L230 97V99ZM42 99V98H41ZM45 99V98H44ZM48 99V98H47ZM56 99V98H55ZM63 99V98H62ZM126 99V98H125ZM128 99V98H127ZM134 99V98H133ZM192 99V98H191ZM264 99V98H263ZM22 100H25L24 98L22 99ZM35 100V102H36V98L34 99ZM50 100V99H49ZM123 100V99H122ZM142 100V101H143ZM198 100V99H197ZM205 100V99H204ZM224 100V99H223ZM235 100H238V103H239V100H240V97H239V95H237L236 96V98H235ZM242 100V99H241ZM40 101V100H39ZM112 101V100H111ZM119 101V100H118ZM117 101V102H118ZM233 101V100H232ZM55 102H57V101H55ZM55 102H53V103H55ZM124 101H122V103H123ZM126 102L128 103L129 101H127L126 100ZM220 102H222V99L220 100ZM225 102H227L226 101V99H225ZM262 102V101H261ZM25 103V102H24ZM31 103V102H30ZM37 103H39V102H37ZM85 105H84V104ZM116 103V102H115ZM132 103H136V102H133V100H132ZM206 103H207V101H206ZM254 103V102H253ZM7 104V103H6ZM58 104V103H57ZM60 105H61V103H59ZM58 104V105H59ZM113 104V103H112ZM130 104H131V102H130ZM188 104H190V103H188ZM201 103H198V105H194V109H197L199 112H198V114H199V117L200 118H203L204 116H203V112H204V105H200ZM227 104H228V102H227ZM235 104V103H234ZM234 104H233V106H234ZM7 105H9V104H7ZM11 105L12 106H15V107H18L19 105H17L16 104V100L15 101H12L11 102ZM29 105V104H28ZM42 105V104H41ZM50 105H51V103H50ZM53 105V104H52ZM51 105V106H52ZM117 104H115V106H116ZM136 105V104H135ZM186 105V104H185ZM31 106H33V105H31ZM49 106V105H48ZM65 106V105H64ZM111 105H109V107H110ZM120 106V105H119ZM122 106V105H121ZM120 106V107H121ZM193 106V105H192ZM212 105H210V107H211ZM2 107L3 106H0V116L2 117V118H5V117H9L8 116V114L5 112V110H3L2 109ZM6 107H8V106H6ZM27 107V106H26ZM137 107V106H136ZM237 107V106H236ZM236 107H234L235 109H238V108H236ZM241 107H242V109H243V111H244V114H245V116H247V114H248V107H247V104L245 103V102H242L241 103ZM50 108V107H49ZM48 108V109H49ZM51 108H53V107H51ZM51 108H50V110H51ZM138 108V107H137ZM231 108V107H230ZM5 109V108H4ZM8 109V108H7ZM15 109V108H14ZM25 109V108H24ZM47 109V108H46ZM45 109V110H46ZM63 109V108H62ZM128 109H129V107H128ZM172 109V110H173ZM241 109V108H240ZM239 109V112L241 111ZM254 109V108H253ZM16 110V109H15ZM34 110V109H33ZM42 110V109H41ZM43 110H44V108H43ZM60 111V108L59 109H57V111ZM112 110H114V109H112ZM134 110V109H133ZM177 110V111H178ZM233 110V109H232ZM9 111V110H8ZM65 111H66V109H65ZM182 112H185L186 111V109H184V110H181ZM227 111V110H226ZM225 111V112H226ZM261 111V110H260ZM43 112V111H42ZM41 112V113H42ZM49 112H51V111H49ZM116 112V111H115ZM114 112V113H115ZM137 112V111H136ZM172 112H174V111H172ZM179 112V111H178ZM232 112V111H231ZM233 112H234V110H233ZM236 112V111H235ZM234 112V113H235ZM262 112V111H261ZM53 113V112H52ZM57 113V112H56ZM60 113V112H59ZM67 113V112H66ZM65 113V114H66ZM117 113L119 114V112L117 111ZM180 113V112H179ZM197 113V112H196ZM10 114V113H9ZM45 114V113H44ZM51 114V113H50ZM61 114V113H60ZM65 114H64V116H65ZM117 114V115H118ZM133 114V113H132ZM233 114V113H232ZM240 114V113H239ZM257 114H258V112H257ZM12 115H13V113H12ZM33 115V114H32ZM41 115V114H40ZM46 115H49V114H46ZM84 115V114H83ZM110 115V114H109ZM116 115V116H117ZM194 115V114H193ZM55 116V115H54ZM235 116H237V114L235 115ZM249 116H251V114L249 115ZM258 116H260V115H258ZM34 117V116H33ZM49 117V116H48ZM47 117V120L50 118H48ZM59 117H60V115H59ZM128 117V116H127ZM130 117H132V116H130ZM137 117H138V115H137ZM194 117V116H193ZM211 117V116H210ZM238 117V116H237ZM262 117V116H261ZM31 118H32V116H31ZM39 118V117H38ZM43 118V117H42ZM41 118V119H42ZM114 118V117H113ZM133 118V117H132ZM184 118V121L186 120V117H183ZM235 118V117H234ZM7 119V118H6ZM21 119V118H20ZM27 119H29V118H27ZM33 119V118H32ZM56 119H57V117H56ZM61 119V118H60ZM109 119V118H108ZM123 119V118H122ZM208 119V118H207ZM213 119V118H212ZM16 120V119H15ZM30 120V119H29ZM35 120V119H34ZM45 120V119H44ZM51 120H53V119H51ZM50 120V121H51ZM65 120H66V118H65ZM113 120V119H112ZM111 120V121H112ZM139 120V119H138ZM142 120V119H141ZM140 120V121H141ZM145 120V119H144ZM250 120H252V119H250ZM259 120V119H258ZM257 120V121H258ZM261 120V119H260ZM259 120V121H260ZM26 121H28V120H26ZM32 121V120H31ZM38 121H39V119H38ZM38 121H37V123H38ZM55 121V120H54ZM57 121H58V119H57ZM62 121H64V120H62ZM109 121H110V119H109ZM123 121V120H122ZM189 121V120H188ZM187 121V122H188ZM191 121V120H190ZM215 121H216V119H215ZM221 121V120H220ZM226 121V120H225ZM238 121H241V120H238ZM253 121V120H252ZM257 121H254V122H256L257 123ZM45 122V121H44ZM108 122V121H107ZM106 122V123H107ZM183 122V121H182ZM182 122H180V123H182ZM213 122H214V120H213ZM246 122H248V120L246 121ZM12 123V122H11ZM15 123V122H14ZM19 123H20V121H19ZM32 123V122H31ZM51 123V122H50ZM57 123H59V122H57ZM64 123V122H63ZM112 123H115V120H114V122H112ZM111 123V124H112ZM240 123V122H239ZM249 123V122H248ZM260 123H261V121H260ZM8 124H10L9 122H8ZM26 124V123H25ZM27 124H29L28 122H27ZM39 124V123H38ZM78 124V123H77ZM105 124V123H104ZM136 124V123H135ZM138 124V123H137ZM183 124V123H182ZM210 124V123H209ZM258 124V123H257ZM256 124V125H257ZM5 125V127H6V125L7 124H4ZM33 125H35V124H33ZM50 125V124H49ZM59 125H61V124H59ZM59 125H56V126H58L59 127ZM79 125V124H78ZM107 125V124H106ZM105 125V126H106ZM114 125V124H113ZM132 125V124H131ZM130 125V126H131ZM194 125V124H193ZM193 125H192V127H193ZM199 125V124H198ZM216 125V124H215ZM239 124H237L236 123V121H232L231 123H230V127H231V132H234V130L235 129H233V127L235 126V127H237ZM256 125H255V127H256ZM8 126V125H7ZM16 126V125H15ZM14 126V127H15ZM36 126V125H35ZM35 126H33V127H35ZM38 126V125H37ZM46 126H48V125H46ZM52 126V125H51ZM63 127H65V123H64V125H62ZM61 126V127H62ZM138 126H139V124H138ZM189 126V125H188ZM197 126V125H196ZM200 126V125H199ZM204 125H203V123H202V127H203ZM207 126V125H206ZM209 126V125H208ZM223 126H226V125H223ZM4 127V126H3ZM27 127H29V125L27 126ZM79 127V126H78ZM128 127V126H127ZM228 127V126H227ZM248 127V126H247ZM258 127V126H257ZM260 127V126H259ZM258 127V128H259ZM31 128V127H30ZM40 127H38V129H39ZM47 128V127H46ZM45 128V129H46ZM52 128H54V127H52ZM85 128V127H84ZM111 128H112V126H111ZM175 128V127H174ZM209 128V127H208ZM215 128V127H214ZM263 128V127H262ZM3 129V128H2ZM2 129H0V130H2ZM5 129L6 128H4V130L3 131H5ZM37 129V130H38ZM59 129V128H58ZM63 129V128H62ZM140 129V128H139ZM228 129V130H229ZM13 130V132H15L16 130L15 129H12ZM15 130V131H14ZM22 130V129H21ZM28 130V129H27ZM26 130V131H27ZM33 130V129H32ZM61 129H59V131H60ZM70 130V129H69ZM80 130V129H79ZM79 130H77V131H79ZM114 130V129H113ZM196 130V129H195ZM203 130V129H202ZM226 130L227 129H220V131H218L217 132V129H216V132H217V134H224V135H228V132H226ZM229 130V131H230ZM248 130V129H247ZM20 131V130H19ZM25 131V132H26ZM51 131H53V133H54V130H51ZM56 133H58V131H57V128H56ZM62 131V130H61ZM111 131V130H110ZM129 131V130H128ZM135 131V130H134ZM144 131V130H143ZM183 131V130H182ZM193 131V130H192ZM191 131V132H192ZM210 131H211V128H210ZM215 131V130H214ZM239 131V130H238ZM237 131V132H238ZM250 131V130H249ZM12 132V134H14ZM104 132V131H103ZM195 132H197V131H195ZM215 132V133H216ZM240 132V131H239ZM38 133V132H37ZM42 133V132H41ZM46 133V132H45ZM44 133V134H45ZM52 133V135H55V137H56V134H53ZM166 133H168L169 135H167ZM183 133H184V131H183ZM258 133V132H257ZM256 133V134H257ZM261 133V132H260ZM259 133V134H260ZM4 134H6V132L4 133ZM15 134H16V132H15ZM46 134H48V133H46ZM51 134V133H50ZM61 134H63V133H61ZM61 134L59 135V136H61ZM126 134V133H125ZM134 134V133H133ZM140 134V133H139ZM145 134V133H144ZM196 134H198V132L196 133ZM238 134V133H237ZM236 134V135H237ZM245 134H246V132H245ZM255 134V135H256ZM11 135V134H10ZM22 135V134H21ZM34 135V134H33ZM38 135V134H37ZM40 136H41V134H39ZM49 135V134H48ZM52 135L50 136V138H52ZM65 135V134H64ZM185 135V134H184ZM239 135V134H238ZM237 135V136H238ZM12 136V135H11ZM15 136V135H14ZM14 136H12V137H14ZM39 136V137H40ZM42 136H43V134H42ZM45 136V135H44ZM43 136V137H44ZM68 136V135H67ZM86 136V135H85ZM125 136V135H124ZM147 136V135H146ZM198 136V135H197ZM57 137H58V135H57ZM69 137V136H68ZM75 137V136H74ZM73 136H71V138H69V140L70 141H75L76 139L74 138ZM90 137V138H91ZM108 137H110V136H108ZM139 137V136H138ZM185 137V136H184ZM195 137V136H194ZM224 137V136H223ZM228 137V136H227ZM236 137V136H235ZM7 138V137H6ZM5 138V139H6ZM63 138V137H62ZM83 138H85V137H83ZM98 138V137H97ZM96 138V139H97ZM201 138V137H200ZM231 138V137H230ZM258 138V137H257ZM256 138V139H257ZM262 138V137H261ZM264 138V137H263ZM0 139H1V142H0V154H5L6 153V150L8 149H11L12 147H13V144H12V140H4V135L2 136V133L0 132ZM14 139H17L16 137L14 138ZM49 139V138H48ZM104 139V138H103ZM138 139V138H137ZM185 139V138H184ZM183 139V140H184ZM226 139V138H225ZM232 139H233V137H232ZM244 139H245V137L243 138V137H241L240 136V138H238L237 139V141H238V143L240 144V145H242V143H243V141H244ZM252 139H254V138H252ZM32 140H34V139H32ZM36 140V139H35ZM44 140L46 141L47 139H45L44 138ZM50 140V139H49ZM85 140V139H84ZM86 140H88V139H86ZM93 140V139H92ZM105 140V139H104ZM201 140V139H200ZM199 140V141H200ZM215 140V139H214ZM246 140H247V138H246ZM245 140V141H246ZM15 141V140H14ZM57 141V140H56ZM79 141H80V139H79ZM82 141H83V139H82ZM100 141V140H99ZM138 141V140H137ZM145 141V140H144ZM232 141H234V140H232ZM236 141V140H235ZM261 141H262V139H261ZM264 141V140H263ZM17 142V141H16ZM15 142V143H16ZM44 142V141H43ZM55 142V141H54ZM62 142V141H61ZM76 142V141H75ZM84 142V141H83ZM87 142V141H86ZM90 142H91V140H90ZM113 142V141H112ZM142 142V141H141ZM216 142H217V139H216ZM219 142V141H218ZM250 142V141H249ZM18 143V142H17ZM31 143V142H30ZM39 143H41V141H39ZM47 143H50V142H47ZM78 143V142H77ZM82 143V142H81ZM99 143H101V142H99ZM139 143V142H138ZM181 143V142H180ZM198 143H200V142H198ZM227 143H229L230 144V142L229 141H227ZM234 144H236V142H233ZM232 143V145H234ZM248 143V142H247ZM260 143V142H259ZM42 144V143H41ZM40 144V145H41ZM44 144V143H43ZM42 144V145H43ZM45 144H46V142H45ZM58 144V143H57ZM64 144H65V142H64ZM68 144V143H67ZM74 145H75V143H73ZM94 144V143H93ZM112 144H114V143H112ZM217 144V143H216ZM245 144V143H244ZM15 145V144H14ZM31 145V144H30ZM41 145V146H42ZM51 144H48V147L50 146ZM69 145H72V144H69ZM78 145V144H77ZM76 145V146H77ZM80 145V144H79ZM78 145V146H79ZM82 145V148H83V143L81 144ZM89 145H90V143H89ZM107 145V144H106ZM228 145V144H227ZM232 145H230V146H232ZM256 145H257V142H256ZM259 145V144H258ZM257 145V146H258ZM85 146V145H84ZM93 146V145H92ZM96 146V145H95ZM114 146V145H113ZM195 146V145H194ZM199 146L201 147V145L199 144ZM229 146V145H228ZM244 146V145H243ZM242 146V147H243ZM247 146H249V145H247ZM252 146V145H251ZM29 147V146H28ZM31 147V146H30ZM34 147V146H33ZM37 147H38V144H37ZM43 147H44V145H43ZM47 147V148H48ZM50 147H52V146H50ZM50 147H49V149H50ZM54 147V146H53ZM52 147V149H51V151L54 149V148H56V147H54L53 148ZM61 147H62V144H61ZM72 147V146H71ZM97 147H100V146H96L95 147V149L97 148ZM146 147V146H145ZM189 147V146H188ZM216 147V146H215ZM256 147V146H255ZM263 147V146H262ZM35 148H36V146H35ZM34 148V149H35ZM46 148V147H45ZM44 148V149H45ZM58 148V147H57ZM85 148V147H84ZM91 148V147H90ZM111 148V147H110ZM140 148V147H139ZM193 148V147H192ZM225 148V147H224ZM254 148V147H253ZM15 149V148H14ZM44 149H43V151H44ZM72 149H75V147L74 148H72ZM88 149V148H87ZM94 149V148H93ZM222 149V148H221ZM227 149H229V148H227ZM235 149V148H234ZM241 149H243V148H241ZM244 149H245V147H244ZM249 149V148H248ZM19 150V149H18ZM37 150V149H36ZM41 150H42V148H41ZM85 150V149H84ZM102 150V149H101ZM139 150V149H138ZM138 150L136 151V152H138ZM198 150H199V147H198ZM238 150V149H237ZM250 150H252V149H250ZM249 150V151H250ZM261 150H263L264 151V149L263 148H261ZM30 151H32V150H30ZM29 151V152H30ZM38 151H40V150H38ZM42 151V152H43ZM62 151H63V147H62ZM76 151V153H77V150H75ZM113 151V150H112ZM197 151V150H196ZM226 151H228V150H226ZM231 151V150H230ZM239 151H240V149H239ZM244 151V150H243ZM242 150L240 151V154L238 153L237 155H235V154H232V155H227L226 157H225V160L226 161H229V163H231L232 164V166L228 163V164H226V165H228V166H231L230 167V169L232 170V171H237L238 172V176H240V175H242V176H244V177H249V174H248V171H247V169L248 168H246L245 166H244V164H242L243 162H242V154H241V152H243ZM246 151H248L247 150V148H246ZM260 151V150H259ZM8 152H10V151H8ZM7 152V153H8ZM12 152V151H11ZM26 151L24 150V153H25ZM34 152H36V151H34ZM74 152V151H73ZM87 152V151H86ZM85 152V153H86ZM250 152H252V151H250ZM250 152L248 153V154H250ZM256 152V151H255ZM262 152V151H261ZM260 152V153H261ZM51 153V152H50ZM57 153V152H56ZM75 153V154H76ZM83 153V152H82ZM233 153V152H232ZM246 153V152H245ZM259 153V152H258ZM263 153V152H262ZM261 153V154H262ZM23 154V153H22ZM29 155H30V153H28ZM34 154V153H33ZM46 154V153H45ZM54 154V153H53ZM58 154V153H57ZM67 154V153H66ZM81 154V153H80ZM88 154V153H87ZM194 154V153H193ZM197 154H198V152H197ZM194 155V156H198V155ZM244 154V153H243ZM44 155V154H43ZM60 155V154H59ZM64 155V154H63ZM110 155V154H109ZM109 155H108V158H110L109 157ZM111 155H112V153H111ZM135 155V154H134ZM171 155V154H170ZM256 155V154H255ZM10 157L8 154H6V157ZM50 156V155H49ZM119 156V155H118ZM117 156V157H118ZM262 156V155H261ZM260 156V157H261ZM5 157V156H4ZM12 157V156H11ZM10 157V158H11ZM21 157V156H20ZM33 157V156H32ZM40 157H41V155H40ZM44 157V156H43ZM116 157V156H115ZM132 157V156H131ZM141 157V156H140ZM145 157V156H144ZM250 157V156H249ZM31 158V157H30ZM46 158V157H45ZM59 158H60V156H59ZM59 158H57L58 160H59ZM103 158H104V155H101V156H98V159L96 160V162H93L92 163V165L90 166V168H88V171L90 172V178H91V180L89 181V183H88V185H86L85 187H83L82 189H79L78 190V192H81V193H87V192H89L90 191V187H92L93 188V190H94V195H93V197H92V204L91 205H86L85 204V202H80L77 206V208H79L80 210H82V209H86V211L87 210H89L90 212H93V208H96L98 211H103V210H107L108 212H111V213H114V214H118V215H121L122 216V214H126V204L125 203H127L128 204V201H129V198L131 197L129 194H128V192H127V188H125V187H123V186H121L120 184H119V182L117 181V178H116V175H115V173L111 170V169H107V166H106V164H105V162H104V160H103ZM120 158V157H119ZM134 158V157H133ZM139 158V157H138ZM175 158V157H174ZM195 158V157H194ZM259 158V157H258ZM8 159V158H7ZM19 159V158H18ZM17 159V160H18ZM67 159V158H66ZM89 159V158H88ZM111 159H112V157H111ZM111 159H110V162H111ZM144 159V158H143ZM149 159V158H148ZM191 159V158H190ZM197 159V161H199L198 160V157L196 158ZM253 159V158H252ZM261 159H264V158H259V160H255V164L253 165V169L255 170V169H257V173L258 172H260L261 173V171L263 170V172H262V174L264 173V160H261ZM10 160V159H9ZM27 160V159H26ZM107 160V159H106ZM128 160V159H127ZM127 160H125V161H127ZM134 160H135V158H134ZM172 160H175V159H172ZM176 160H177V158H176ZM230 160H232V162L230 161ZM2 161H4V159L2 160ZM8 161V160H7ZM22 161V160H21ZM24 161V160H23ZM31 161H33V160H31ZM36 161V160H35ZM34 161V162H35ZM133 161V160H132ZM187 161V160H186ZM196 161V162H197ZM6 162V161H5ZM16 162V161H15ZM33 162V163H34ZM39 162V161H38ZM67 162V161H66ZM141 162H143V161H141ZM154 162V161H153ZM175 163L177 162V161H174ZM43 163V162H42ZM74 163V162H73ZM224 163V162H223ZM7 164V163H6ZM165 164V163H164ZM197 164V163H196ZM17 165H18V163H17ZM17 165H16V167H17ZM69 165V164H68ZM116 165V164H115ZM166 165V164H165ZM173 165H174V163H173ZM249 165V164H248ZM251 165V164H250ZM256 165H257V167H256ZM19 166V165H18ZM67 166V165H66ZM72 166V165H71ZM159 166H160V163L159 162H155V163H151L150 165H149V170H150V172H151V174H157L160 170H158L159 169ZM175 166H177V164L175 165ZM4 167V166H3ZM3 167L1 168V169H3ZM9 167V166H8ZM15 167V168H16ZM20 167H22V166H20ZM69 167V166H68ZM118 167V166H117ZM140 167V166H139ZM198 167V166H197ZM223 167V166H222ZM141 168V167H140ZM168 168V171L170 172L171 170H173L174 171V169H170L169 167H167ZM199 168V167H198ZM8 169V168H7ZM25 169V168H24ZM146 169V168H145ZM148 169V168H147ZM165 169V168H164ZM203 169V168H202ZM229 169V168H228ZM49 170H50V167H49ZM116 170V169H115ZM118 170V169H117ZM149 170H147V171H149ZM178 170H179V168H178ZM189 170V169H188ZM197 170H199V169H197ZM204 170V169H203ZM12 171V170H11ZM51 171V170H50ZM68 171V170H67ZM191 171V170H190ZM210 171V170H209ZM63 171H61V173H62ZM74 172H77V171H74ZM138 172V171H137ZM136 172V173H137ZM145 172H146V170H145ZM193 172V171H192ZM191 172V173H192ZM199 172V171H198ZM203 172H205V171H203ZM206 172H207V170H206ZM213 172V171H212ZM250 172V171H249ZM253 172V171H252ZM7 173H9V171H6V170H3V171H1V175L2 176H4L5 174H7ZM28 173H29V171H28ZM36 173V172H35ZM51 173V172H50ZM60 173V172H59ZM132 173V172H131ZM176 173V172H175ZM202 173V172H201ZM211 173V172H210ZM256 173V174H257ZM10 174V173H9ZM20 174V173H19ZM76 174V173H75ZM77 174H79V173H77ZM76 174V175H77ZM133 174V173H132ZM163 174V173H162ZM173 174H174V172H173ZM172 174V177L174 176ZM185 174V173H184ZM200 174V173H199ZM14 175V174H13ZM12 175V176H13ZM30 175V174H29ZM33 175V174H32ZM65 174H63V176H64ZM80 175V174H79ZM129 175H130V173H129ZM128 174H127V176L126 177H128L129 176ZM144 175V174H143ZM146 175V174H145ZM190 175H192V174H190ZM232 175V174H231ZM264 175V174H263ZM18 176H20V175H18ZM21 176H23V175H21ZM61 176V175H60ZM68 176V175H67ZM124 176V175H123ZM162 176V175H161ZM186 180H187V176H184V175H182ZM201 176V175H200ZM205 177H206V175H204ZM237 176V177H238ZM254 176V175H253ZM36 177V176H35ZM80 177V176H79ZM144 177H146V176H144ZM163 177H164V175H163ZM172 177H170L169 179H171ZM177 177V176H176ZM192 177V176H191ZM222 175H221V173H216L211 179H210V177H209V179H210V181H209V191H210V193H212V190L214 189V191L217 193H219V191H221L222 189H224L225 188V185L223 184V182L221 181L222 180ZM255 177V176H254ZM257 177V176H256ZM18 178H20V177H18ZM22 178H24V177H22ZM61 178V177H60ZM66 178V177H65ZM139 178H140V176H139ZM153 178H154V176H153ZM195 178V177H194ZM201 178V177H200ZM250 178V177H249ZM253 178V177H252ZM259 178V177H258ZM62 179H63V177H62ZM70 179V178H69ZM88 179V178H87ZM86 179V180H87ZM143 179H145V178H143ZM163 179V178H162ZM166 179V178H165ZM178 179V178H177ZM177 179H175V180H177ZM189 179V178H188ZM196 179V178H195ZM203 179V178H202ZM230 179V178H229ZM260 179H263V178H260ZM8 180V179H7ZM13 180V179H12ZM31 180V179H30ZM129 180V179H128ZM146 180H147V178H146ZM164 180V179H163ZM254 180V179H253ZM14 181V180H13ZM20 180H18V182H19ZM37 181V180H36ZM62 181V180H61ZM121 181V180H120ZM126 181V180H125ZM130 181V180H129ZM131 181H133V179L131 180ZM130 181V182H131ZM184 181V180H183ZM203 181V180H202ZM1 182V181H0ZM24 182V181H23ZM22 182V183H23ZM66 182V181H65ZM129 182V183H130ZM150 182V181H149ZM148 182V180H147V183H149ZM153 182H156L157 184L158 183H160V181H159V178L157 177V179H155V180H153ZM165 183H166V181H164ZM174 183H176V181H173ZM178 182V181H177ZM189 182V181H188ZM193 182V181H192ZM195 182H196V180H195ZM204 182V181H203ZM262 182V181H261ZM260 182V183H261ZM20 183V182H19ZM25 183V182H24ZM31 183V182H30ZM64 183V182H63ZM62 183V184H63ZM79 183V182H78ZM145 183V182H144ZM182 183V182H181ZM187 183V182H186ZM185 183V184H186ZM194 183V182H193ZM206 183V182H205ZM14 184V183H13ZM13 184H10V185H8V187H10V190L13 188ZM17 184V183H16ZM66 184H67V182H66ZM128 184V183H127ZM135 184H136V182H135ZM167 184V183H166ZM184 184V183H183ZM182 184V185H183ZM204 184V183H203ZM5 185L7 186V183H6V181H5ZM20 185V184H19ZM18 185V186H19ZM52 185V184H51ZM54 185V184H53ZM65 185V184H64ZM63 185V186H64ZM68 185V184H67ZM74 185V184H73ZM81 185V184H80ZM147 185H149V184H147ZM146 185V186H147ZM152 185V184H151ZM151 185H149V186H147V187H150ZM168 185V184H167ZM176 185V184H175ZM208 184H206V186H207ZM0 186H1V184H0ZM17 186V187H18ZM75 186V185H74ZM128 186V185H127ZM136 186V185H135ZM158 186V185H157ZM188 186V185H187ZM205 186V187H206ZM251 186H252V184H251ZM60 187H62V186H60ZM72 187V186H71ZM131 187V186H130ZM129 187V188H130ZM138 187V186H137ZM178 187V186H177ZM183 187V186H182ZM226 187H227V185H226ZM232 187V186H231ZM244 187V186H243ZM242 187V188H243ZM264 187V186H263ZM3 188V187H2ZM2 188H0V196L2 195L3 196V192L4 191H2L1 189ZM15 188V187H14ZM38 188V187H37ZM66 188V187H65ZM65 188H63V189H65ZM78 188V187H77ZM153 188V187H152ZM175 188V187H174ZM208 188V187H207ZM246 188V187H245ZM251 188V187H250ZM7 189V188H6ZM18 189H19V187H18ZM20 191H22V187H20ZM30 189V188H29ZM74 189V188H73ZM131 189V188H130ZM135 189V188H134ZM133 189V190H134ZM141 189H143V188H141ZM145 189V188H144ZM149 189V188H148ZM165 189H167V188H165ZM186 189V188H185ZM191 189V188H190ZM199 189V188H198ZM206 189V188H205ZM205 189H203V191L205 190ZM252 189V188H251ZM260 189V188H259ZM10 190H9V192H10ZM150 190H152V189H150ZM171 190V189H170ZM187 190V189H186ZM199 190H201V193H202V189H199ZM231 190H233V187H232V189ZM257 190V189H256ZM63 190H61V192H62ZM132 191V190H131ZM138 191V190H137ZM144 191V190H143ZM146 191V190H145ZM157 191H158V189H157ZM166 191V190H165ZM207 191V190H206ZM227 191H228V189H227ZM252 191V190H251ZM12 192V191H11ZM24 191H22V193H23ZM27 192H29V191H27ZM174 192L177 194V195H179V194H181V193H183L184 192V188L182 189V188H178L176 191H175V189H174ZM246 192V191H245ZM244 192V193H245ZM6 193V192H5ZM60 193V192H59ZM62 193H64V191L62 192ZM76 193H77V191H76ZM80 193V194H81ZM138 193V192H137ZM148 193V192H147ZM175 193H174V195H175ZM186 193V192H185ZM184 193V194H185ZM198 193V192H197ZM200 193V192H199ZM203 193H205V192H203ZM249 193V192H248ZM258 193V192H257ZM11 194V193H10ZM38 194V193H37ZM127 194L130 196L129 198H128V196H127ZM146 194V193H145ZM162 194V193H161ZM250 194V193H249ZM255 194V193H254ZM259 194V193H258ZM68 195V194H67ZM74 195H75V191H74ZM149 195V194H148ZM147 195V196H148ZM217 195H219V194H217ZM216 195V196H217ZM30 196H32V195H30ZM60 196H61V194H60ZM60 196H58V195H55V196H51V198H50V206L48 207V208H46V207H44V206H36L35 208H33L34 210H35V213H44L45 215H55V222L54 221H52V220H50V219H45V220H42V221H35V222H33V221H30V222H27V223H29L28 224V226L27 227H25L26 228V230H23V233L21 234V235H18V241L16 242V244H20V245H23V244H25V242L27 241L26 240V238L25 237H28L29 236V234H33V232H34V230H37L38 229V227H43V228H45L47 231H48V240H49V243L51 244V245H53V246H55L56 248H61V249H63V250H68L69 251V249H70V254L72 253L71 251V248L73 247V246H76V247H85V246H89V245H91V244H96V245H102L103 246V244L104 245H106V244H109L110 243V241L108 240V236H107V232H108V229L107 228H105V227H107V226H105L104 227V229H103V232H102V234H100L99 232H96V231H98L97 229H95V227H94V225L92 224V223H88V222H86V223H84V222H81V221H79V220H77L75 217H74V215H72V214H70V212L72 211V209H69V210H64V209H62L60 206H57L58 205V202H60L61 200V197ZM62 196H63V194H62ZM146 196V197H147ZM167 196V198H168V196L169 195H166ZM199 196V195H198ZM202 196V195H201ZM204 196V195H203ZM207 196V195H206ZM221 196V195H220ZM223 196V195H222ZM6 197H8V195L7 196H3V198H6ZM29 197V196H28ZM34 197V196H33ZM73 197V196H72ZM77 197V196H76ZM135 197H136V195H135ZM134 197V198H135ZM139 197V196H138ZM138 197H136V198H138ZM162 197V196H161ZM211 197V196H210ZM256 197V196H255ZM2 198V199H3ZM24 198V197H23ZM63 198V197H62ZM65 198V197H64ZM175 198V197H174ZM182 198H183V196H182ZM191 198V197H190ZM200 198V197H199ZM204 198V197H203ZM214 198V197H213ZM219 198V197H218ZM227 198V197H226ZM259 198V197H258ZM9 199V198H8ZM16 199V198H15ZM22 199V198H21ZM32 199V198H31ZM66 199V198H65ZM76 199V198H75ZM146 199V198H145ZM209 199V198H208ZM252 199V198H251ZM260 199H261V197H260ZM20 200V199H19ZM25 201H27L26 199H24ZM132 200H134L133 198H132ZM161 200V199H160ZM172 200V199H171ZM174 201L176 200V199H173ZM181 200V199H180ZM215 200V199H214ZM222 200H225L224 198L222 199ZM222 200H221V202H222ZM227 200V199H226ZM229 200V199H228ZM254 200H256V199H254ZM253 200V201H254ZM15 201V200H14ZM75 201V200H74ZM130 201H131V199H130ZM134 201H136V199L134 200ZM133 201V202H134ZM145 200L143 199V202H144ZM183 201V200H182ZM28 202V201H27ZM132 202V203H133ZM173 202V201H172ZM180 202V201H179ZM194 202H195V200H194ZM197 202H198V200H197ZM203 202H204V200H203ZM220 202V201H219ZM23 205H22V207L20 206V208H23V206H24V204L26 205V203H24V202H21ZM30 203H32V202H30ZM73 203V202H72ZM131 203V202H130ZM137 202H135L134 204H136ZM142 203V202H141ZM167 203V202H166ZM165 203V204H166ZM169 203H170V201H169ZM174 203V202H173ZM186 203H188V202H186ZM185 203V204H186ZM193 203V202H192ZM191 203V204H192ZM231 203L233 204V202H232V200H231ZM253 203H255V202H253ZM28 204V203H27ZM138 204V203H137ZM144 204V203H143ZM165 204H163L164 206H165ZM175 204V203H174ZM190 204V205H191ZM213 204V203H212ZM214 204H215V202H214ZM264 204V203H263ZM19 205V204H18ZM33 205V204H32ZM95 205H96V207H95ZM131 205V204H130ZM147 205H148V203H147ZM150 205V204H149ZM148 205V206H149ZM160 205V204H159ZM187 205V204H186ZM196 205V204H195ZM235 205V204H234ZM249 205V204H248ZM255 205L256 204H254V207H255ZM137 206V205H136ZM144 206V205H143ZM162 206V205H161ZM200 206V205H199ZM199 206H197L196 205V207H199ZM202 206V205H201ZM216 206V205H215ZM219 206V205H218ZM217 206V207H218ZM250 206V205H249ZM27 207V206H26ZM128 207H130L129 205H128ZM152 207V206H151ZM150 207V208H151ZM163 207V206H162ZM166 207V206H165ZM191 207V206H190ZM195 207V206H194ZM143 208V207H142ZM148 208V207H147ZM171 208H173V207H171ZM179 208V207H178ZM183 208V207H182ZM192 209H193V207H191ZM190 208V209H191ZM205 208V207H204ZM232 208V207H231ZM233 208H234V206H233ZM260 208H261V206H260ZM95 209V210H96ZM176 209H177V207H176ZM188 209H189V207H188ZM189 209V210H190ZM201 209V208H200ZM208 209V208H207ZM262 209H264V208H262ZM148 210H150L151 211V209H148ZM162 210H163V208H162ZM161 210V211H162ZM173 210H175L174 208H173ZM178 210V209H177ZM195 210H196V208H195ZM202 210H203V208H202ZM206 210V209H205ZM235 210H236V208H235ZM256 210V209H255ZM29 211H31V208L29 209ZM83 211V210H82ZM129 210H127V212H128ZM133 211V210H132ZM172 211V210H171ZM187 210L185 209L184 210V212H186ZM214 211V210H213ZM256 211H258L259 212V209H257ZM81 212V211H80ZM96 212V211H95ZM94 212V213H95ZM163 212V211H162ZM167 212V211H166ZM173 212V211H172ZM175 212V211H174ZM177 212V211H176ZM207 212V211H206ZM219 212V211H218ZM226 212V211H225ZM236 212V211H235ZM13 213V212H12ZM102 213V212H101ZM111 213H109V214H111ZM130 213V212H129ZM132 213V212H131ZM150 213H152V212H150ZM165 213V212H164ZM192 213V212H191ZM190 213V211H189V214H191ZM237 213H238V211H237ZM261 213H262V211H261ZM260 213V214H261ZM154 214V213H153ZM168 214H169V212H168ZM174 214V213H173ZM188 214V215H189ZM195 214H197V213H195ZM206 214V213H205ZM239 214V213H238ZM243 214V213H242ZM245 214V213H244ZM243 214V216L245 217V215ZM94 215H96V214H94ZM133 215V214H132ZM149 215H151V214H149ZM219 215V214H218ZM153 216V215H152ZM170 216H172V215H170ZM178 216V215H177ZM254 216V215H253ZM10 217V216H9ZM17 217H18V215H17ZM140 217V216H139ZM138 217V218H139ZM148 217V216H147ZM182 217H185L184 215L182 216ZM191 217V215L189 216V218ZM207 217H208V212H207ZM211 217V216H210ZM227 217V216H226ZM239 217V216H238ZM52 218V217H51ZM144 218V217H143ZM146 218V217H145ZM153 218V217H152ZM159 218H161L160 216L158 217V219ZM179 218V217H178ZM240 218V217H239ZM22 219V218H21ZM110 219V218H109ZM136 219V218H135ZM134 219V220H135ZM155 219V218H154ZM173 219V218H172ZM211 219V218H210ZM242 219V218H241ZM240 219V220H241ZM117 220V219H116ZM137 220V219H136ZM135 220V221H136ZM147 220V219H146ZM145 220V221H146ZM153 220V219H152ZM170 220H171V218H170ZM206 220H207V218L206 219H204V218H202L201 220H200V225L201 224H204V223H206ZM209 220V219H208ZM22 221V220H21ZM99 221V220H98ZM104 221V220H103ZM108 221V220H107ZM128 221V220H127ZM144 221V220H143ZM144 221V222H145ZM159 221V223H160V220H158ZM175 221V220H174ZM178 221V220H177ZM243 221V220H242ZM162 222V221H161ZM182 222V221H181ZM197 222V223H198ZM213 222V221H212ZM99 223V222H98ZM133 223H134V221H133ZM139 223V222H138ZM143 223V222H142ZM151 223V222H150ZM149 223V224H150ZM169 223V222H168ZM173 223H175V222H173ZM240 223V222H239ZM242 223V222H241ZM147 223H145V225H146ZM162 224V223H161ZM172 224V223H171ZM211 224V223H210ZM209 224V225H210ZM63 225H67V227L69 228V230H70V236H72V237H69V236H64L65 234H61L60 232H59V230L61 229V227L63 226ZM126 225H128V223H126ZM141 225V224H140ZM144 225V226H145ZM163 225V224H162ZM193 225V224H192ZM200 225H196V226H200ZM206 226H207V223L205 224ZM14 226V225H13ZM97 226V225H96ZM133 226V225H132ZM143 226V227H144ZM205 226V227H206ZM211 226V225H210ZM243 226V225H242ZM5 227L7 228L8 227V225H5ZM40 227V228H41ZM98 227V226H97ZM134 227V226H133ZM143 227H142V229H141V231L143 230ZM175 227V226H174ZM176 227L178 228V226L176 225ZM190 227H191V225H190ZM212 227V226H211ZM263 227V226H262ZM4 228V227H3ZM14 228V227H13ZM19 228H22L20 225H19ZM109 228V227H108ZM145 228V227H144ZM186 228V227H185ZM201 227H199V229H200ZM213 228V227H212ZM247 228V227H246ZM264 228V227H263ZM118 229V228H117ZM126 229H127V227H126ZM149 229V228H148ZM157 229V228H156ZM168 229H169V227H168ZM170 229H172V228H170ZM198 229V228H197ZM198 229V230H199ZM202 229V228H201ZM205 229V228H204ZM206 229H208V228H206ZM219 229V228H218ZM244 229H245V226H244ZM247 229H249V228H247ZM256 229V228H255ZM262 229V228H261ZM175 230H177V229H175ZM194 230H196V229H194ZM197 230V231H198ZM209 230H210V228H209ZM209 230H207V231H209ZM227 230V229H226ZM249 230H252V229H249ZM126 231V230H125ZM139 231V230H138ZM145 231V230H144ZM164 231V230H163ZM162 231V232H163ZM172 231H174V230H172ZM196 231V232H197ZM129 232V231H128ZM140 232V231H139ZM143 232V231H142ZM147 232V231H146ZM154 232H155V230H154ZM160 233V231L158 230L156 233ZM191 232V231H190ZM195 232V231H194ZM201 232V231H200ZM200 232H198L199 234H202V233H200ZM67 233V232H66ZM158 233V234H159ZM167 233V235H168V232H166ZM165 232H164V234H166ZM177 233V232H176ZM179 233L181 234V232L179 231ZM242 233V232H241ZM245 233V232H244ZM249 233H251V232H249ZM248 233V234H249ZM257 232H255V234H256ZM119 234H120V232H119ZM180 234H178V235H180ZM191 234V233H190ZM189 234V235H190ZM194 234V233H193ZM198 234V235H199ZM204 234V233H203ZM220 234H222V232L220 233ZM248 234H247V236H248ZM101 235V236H100ZM121 235V234H120ZM149 235V234H148ZM157 235V234H156ZM156 235H154V236H156ZM159 235H161V234H159ZM166 235V236H167ZM170 235V234H169ZM205 235V234H204ZM224 235V234H223ZM222 235V236H223ZM235 235V234H234ZM237 235H238V233H237ZM244 235V234H243ZM246 235V234H245ZM257 235H258V233H257ZM263 235V234H262ZM14 236V238H15V235H13ZM31 236V235H30ZM112 236V235H111ZM184 236H186V235H184ZM197 236V235H196ZM206 236V235H205ZM251 236V235H250ZM260 236V235H259ZM5 237V236H4ZM44 237V236H43ZM117 237H119L118 236V234H117ZM138 237V236H137ZM183 237V236H182ZM192 237H193V235H192ZM177 238L179 239L180 238V236H177ZM184 238V237H183ZM231 238V237H230ZM233 238V237H232ZM242 238V237H241ZM248 238V237H247ZM254 238H255V236H254ZM2 239H3V237H1L0 238V243L2 242ZM16 239V238H15ZM14 239V240H15ZM119 239H121V238H119ZM135 239V238H134ZM138 239V238H137ZM170 239V238H169ZM192 239H194V238H192ZM195 239H197V237L195 238ZM194 239V240H195ZM216 239V238H215ZM223 239V238H222ZM229 239V238H228ZM233 239H235V238H233ZM253 239V238H252ZM13 240V241H14ZM128 240V239H127ZM141 240V239H140ZM157 240V239H156ZM168 240V239H167ZM166 240V241H167ZM184 240V239H183ZM182 240V241H183ZM205 240V239H204ZM230 240V239H229ZM250 240V239H249ZM137 241H139V240H137ZM136 241V242H137ZM163 241V240H162ZM169 241V240H168ZM179 241V240H178ZM197 242H198V239L196 240ZM231 241V240H230ZM230 241H228V242H230ZM233 241H235V240H233ZM239 241H241V240H239ZM248 241V240H247ZM165 242V241H164ZM204 242V241H203ZM216 242V241H215ZM217 242H220V241H217ZM28 243V242H27ZM174 243V242H173ZM180 243V242H179ZM192 243H193V241H192ZM231 243V242H230ZM234 243V242H233ZM236 243H237V241H236ZM138 244V243H137ZM157 244H158V242H157ZM156 244V245H157ZM181 244H183L184 245V243H181ZM186 244V243H185ZM208 244H209V241H208ZM218 244V243H217ZM216 244V245H217ZM220 244V243H219ZM223 244H225L224 242H223ZM232 244V243H231ZM238 244V243H237ZM258 244V243H257ZM262 244V243H261ZM12 245H14V243L12 244ZM96 245H95V247H96ZM117 245V244H116ZM195 245V244H194ZM211 245H212V243H211ZM216 245H214L213 244V246L211 247L212 248V253H213V255H214V257H212V262L210 263V264H240V262L238 263L237 261H235L234 259L232 260L231 258H229L228 257V255L227 256H225L224 255V253L221 251V249L220 248H217V247H215ZM234 245V244H233ZM239 245V244H238ZM92 246V245H91ZM158 246H159V244H158ZM163 246V245H162ZM185 246V245H184ZM210 246V245H209ZM12 247V246H11ZM20 247V246H19ZM24 247V246H23ZM54 247V248H55ZM186 247V246H185ZM233 247V246H232ZM235 247V246H234ZM238 247V246H237ZM240 247H242V246H240ZM264 247V246H263ZM15 248H17V246H15L14 245V248H13V253H14V249ZM75 248V247H74ZM94 248V247H93ZM136 248V247H135ZM167 248H169V247H167ZM184 248V247H183ZM203 248V247H202ZM236 248V247H235ZM243 248V247H242ZM12 249V248H11ZM45 249V248H44ZM95 249V248H94ZM94 249H93V251H94ZM140 249V248H139ZM172 249V248H171ZM195 249V248H194ZM223 249V248H222ZM46 250V249H45ZM58 249H56L55 250V253H56V251H57ZM78 250V249H77ZM81 250H82V248H81ZM80 250V251H81ZM121 250H123V249H121ZM141 250V249H140ZM161 250V249H160ZM184 250H185V248H184ZM196 250V249H195ZM195 250H194V252H195ZM207 250V249H206ZM211 250V249H210ZM88 251V250H87ZM101 253H103V254H107L108 252H106V251H104V249H102L101 248ZM108 251V250H107ZM145 251V250H144ZM154 251V250H153ZM155 251H157L156 249H155ZM164 251V250H163ZM188 251V250H187ZM190 251V250H189ZM193 251V250H192ZM224 251H225V248H224ZM227 251V250H226ZM20 252V251H19ZM84 252V251H83ZM146 252V251H145ZM162 252V251H161ZM165 252V251H164ZM207 252H208V250H207ZM207 252H206V254H207ZM210 252V251H209ZM208 252V253H209ZM245 252H246V248H245ZM34 253V252H33ZM82 253V252H81ZM112 253V252H111ZM135 253H137L136 251H135ZM155 253V252H154ZM192 253V252H191ZM190 253V254H191ZM200 253V252H199ZM237 253H240V252H237ZM236 253V254H237ZM69 254V253H68ZM77 254V253H76ZM79 254V253H78ZM103 254L101 255L102 257H103ZM140 254V253H139ZM171 254V253H170ZM205 254V253H204ZM205 254V255H206ZM211 254V253H210ZM243 254V253H242ZM241 254V257H243V255ZM16 255V254H15ZM89 255H91V254H89ZM88 254H87V256H89ZM137 255V254H136ZM152 255V254H151ZM166 255V254H165ZM188 255V254H187ZM200 255H202V254H200ZM69 256H71V255H69ZM80 256H83V255H81L80 254ZM85 256V255H84ZM107 256H109V254H107ZM142 256V255H141ZM141 256H140V258H141ZM159 256V255H158ZM167 256V255H166ZM172 256V255H171ZM192 256V255H191ZM206 256H208V254L206 255ZM210 256V255H209ZM239 257H240V255H238ZM246 256V255H245ZM39 257H40V255H39ZM54 257V256H53ZM153 257H154V255H153ZM188 257H189V255H188ZM195 257H196V255H195ZM195 257H193L192 256V258H195ZM232 257V256H231ZM54 258H56V257H54ZM91 258L92 257H85V258H82V259H79V260H77V261H68V259H67V261L66 262H64V263H62V264H92V260H91ZM104 258H106V260H108L109 259V257H104ZM108 258V259H107ZM126 258V257H125ZM143 258V257H142ZM159 258V257H158ZM172 258V257H171ZM251 258V257H250ZM259 258V257H258ZM0 259H2V258H0ZM52 259V258H51ZM70 259V258H69ZM72 259H73V257H72ZM113 259V258H112ZM145 259V258H144ZM177 259V258H176ZM189 259V258H188ZM191 259V258H190ZM244 259V258H243ZM25 261L24 263L25 264H37V261H35V258H32V257H23V259H22V261ZM37 260V259H36ZM40 260V259H39ZM59 260V259H58ZM74 260V259H73ZM76 260V259H75ZM138 260H140V259H138ZM142 260V259H141ZM140 260V261H141ZM186 260V259H185ZM202 260H204V258L202 259ZM206 260V259H205ZM237 260V259H236ZM246 260H249L248 258L246 259ZM257 260V259H256ZM256 260H254L255 262H256ZM261 260V259H260ZM18 261V260H17ZM21 261V262H22ZM60 261H63V260H60ZM110 261V260H109ZM144 261V260H143ZM250 261V260H249ZM253 261V260H252ZM252 261H250V264L251 263H255V262H252ZM9 262V261H8ZM16 262V261H15ZM53 262H55V261H53ZM99 262V263H98ZM111 262V261H110ZM127 262V261H126ZM145 262H147V261H145ZM183 263H184V261H182ZM246 262V261H245ZM263 262V261H262ZM43 263V262H42ZM45 263V262H44ZM55 263H57V261L55 262ZM108 262L107 261H103L102 259L100 260V261H98L97 260V264H107ZM112 263H113V260H112ZM111 263V264H112ZM134 263V262H133ZM138 263V262H137ZM137 263H135V264H137ZM258 263V262H257ZM13 264V263H12ZM17 264V263H16ZM54 264V263H53ZM58 264H61V263H58ZM197 264V263H196ZM245 264V263H244ZM263 264H264V262H263Z\"/></svg>","mask_w":264,"mask_h":264}]
</instances>
